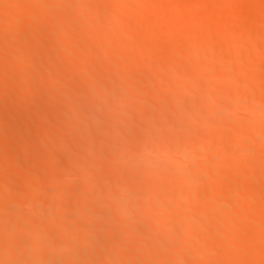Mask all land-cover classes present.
Masks as SVG:
<instances>
[{
  "label": "bare ground",
  "instance_id": "bare-ground-1",
  "mask_svg": "<svg viewBox=\"0 0 264 264\" xmlns=\"http://www.w3.org/2000/svg\"><path fill=\"white\" fill-rule=\"evenodd\" d=\"M89 1L90 0L86 1L88 3L87 5L84 3H80V2H82V0H80V2L78 0H73V1H69V2L67 1L68 3L66 5L64 0H63V2H62V0H0V14L5 16V18H4L5 23L3 21V23L1 24L3 28H1L2 30H0V55H2V58L0 56V86L3 85V84H1V82L5 83L4 81L13 80V79H15V77L18 78L21 70H23V65L24 66L26 65V63L23 64V62H25L26 59L27 60L30 59L34 52L36 53L37 51L38 52L43 51L46 49L45 46H48L47 42L45 43V41L43 40V37H42V39L40 38L41 36L38 37V33H39L38 30L41 28V26H43L45 23L46 24L49 23V22H46L47 21V10L50 12V9L53 10L54 7H56V6L59 7L60 6L59 4L62 5V3H63V5L65 4L64 6L69 7V8L67 7L68 11L66 12V10L61 6L63 8V10H65V11L61 12V13L59 12L61 15H59V13H57V17H55L54 19H52L50 17L51 14L50 15L48 14V17H50L52 19V20L50 19L49 21L55 20V21H58L57 24H60V26L57 25L56 28H58V30L60 29L58 34L60 35L62 41L61 42L59 41L60 44H58V45H60L61 55H58L59 50H57V48H56L58 45L56 47L49 46V47H53L57 50V53H58L57 55L59 57L53 55L54 54L53 48H48V49L52 50V53H53L52 55L55 58H52V56H51V60H49V56H48L47 60H49V62L46 61L47 62L46 66L43 64L44 62L42 64L39 63L37 65L42 66V68L39 69V68H37V65H35L34 68L36 67L37 69L36 68L34 69L33 67L30 68L31 71L33 70L32 73H30L29 68H28V70H26L25 69L26 66H25L24 70L22 71V73H24L25 75L21 73L22 74L21 76H23V77L19 76V79H21V81L19 83L20 90L16 89L14 87V85L12 86V88L14 87L18 91V93H16V90H14L12 92L13 89L11 88L10 92H12V93L9 94V91H8V95H10V96L8 97V95H7V97H6V93H5V98L0 99V107H1V109H0V111H1V113H0V147L2 148V151L0 152V207L2 208V207H6L9 205V203H10L9 200L11 199L10 197L12 196L10 189H12V187H14L13 185H15L16 183H18V182L20 183V179L19 180L17 179L18 182H16L17 181L16 178H18L16 176L22 175L20 172L23 173V171H25L26 169H27L26 170L27 172L30 171V174H29V172L26 175H25V173H23L25 176H27L28 174L29 175L25 179L23 178L24 182L21 181L23 184L25 183L24 186H27L26 191H24V193L26 194V198L25 197L23 198V196L21 197V193L17 194V196L20 195V196H18V198H21L23 200L25 199L24 200V202H25L27 200V197L37 198L39 196V198H40V195H42V193L44 191L45 192L48 191V192H50L49 194H51V195H49L51 197L45 196L46 198L44 200L41 198L42 201L41 200H40V202H37L38 200L36 201V204H35L36 206L39 203L37 206L38 208L37 207L35 208V205H33V204H32V206L29 205V204H31L30 203L31 200L30 201L27 200L28 204H27V202L21 203V201H22L21 200L20 203L22 205L21 204L20 205L22 206L21 207L22 209L21 208H18V209L22 210V211L18 210L16 212L17 216L16 215L12 216V214L10 216V214H9L10 218H6L3 221H2V219L4 217H8V216L4 215V217L1 218L0 221L2 223H0V264H52V262H54V261H57V263L61 262V264H122L121 262H123V264H166L165 260H164V255H163L164 252H162V253L158 252L156 247H155V245H157L158 242L160 244L163 241L168 242V244H167L168 246L166 247V250H165V253H166L165 255L167 256V254L176 253V256H178L176 258L177 260H176L175 264H264V226H263L264 225V197H260V195L264 194L263 193L264 192V131H263L264 129L262 128L264 126V109H263L264 97L262 95L264 92V56H263L264 51H260L261 49L259 48V45H258L260 43V41H258V39L259 38L264 39V0H208L210 5H213L214 11H211V12L206 11L208 14L203 16V17L201 16L202 18L198 21H194L193 17L196 18L197 16H193V15L195 12H199L202 9H203L202 10L203 12L205 11L204 9H206V8L204 6L208 5L206 0H178V2L180 1L179 6H177V7L174 6V8H175L174 12L176 14L175 16L178 15V17L181 18L179 15H181V14L183 15V21H184L183 26L185 27V25H188L187 28L189 29L188 38H185L187 33H186V35L184 34L185 37L184 36L183 37L185 39H188V41L190 43L191 42L192 43L188 44V47L190 46L189 48L186 47L187 49H189L188 51L186 49V52H185V53H187V56L184 53L185 50L180 51V49L181 50L183 49V47H182V46H184L183 43H182V45H181V43L178 44L179 46L181 45L180 49H179L178 45L175 46L173 44V49H175L173 51L176 52V50H177L178 52L179 51L183 52V54L186 57L181 56L183 54L180 55L179 53H177V56H174L175 60H173L172 58H173V55L175 54V52H172L173 54L168 55V56L171 58V60L173 62L167 61L168 62L167 65L163 63V66H165V68L167 66H171L172 63H173V65H172L173 67H174V65H176L177 70H182V76L185 77L184 81L186 82V84H188V81H186L187 77H188V79H190L189 76L190 77L193 76L194 78L192 77V80L194 79L195 81L196 80L199 82L200 81L202 82L203 80L206 81L207 78H204L205 76L202 75L201 72H200L201 76H203V77H201L200 75H196L199 73L198 71H197L198 73H196L194 75V72H196V71H193V72L189 71V69L191 70V68H189V67L185 68L182 66L187 63V65L191 67L192 64L195 65V64L201 63L200 61H202L203 55L205 56L206 54L213 53V50H215L214 49L215 44L217 45L221 40H224L225 43L226 42L228 43V49H227V51H224L225 52L224 55L222 54L223 57L220 56V58H218L219 56H216L218 59H216L214 57V59L212 60V62H214V64H215V65L214 64H212V65H214L215 68L221 67L220 69L221 70L223 69V73L220 72V74H219L220 77H216L217 79L216 78H214V80L211 79L213 82L211 80H209L211 82V84H210V87L208 88V90L210 88L211 89L209 91L207 90L206 93H208V94H205V97L202 98V99H204V98L205 99L203 101L199 100V102L194 101L196 103V106L193 103L195 108L197 110H199V112L202 111L201 113L209 112V114H210L211 113L210 110L211 109L213 110V107H214V109L216 108L215 110H217V111H215L216 114H215V112L211 113V114L214 113V115H213L214 118H216L215 116H217V117L219 116V118L217 120L214 118H211L212 115L210 116L209 114L204 113L205 115H207L205 120L206 121L208 120V123L206 125V127L208 129L205 128L206 129V131H205L204 128L202 130L201 129L202 127L199 128L197 126V129H199V131L201 129V131L203 133H201V131L199 132V131H197V129H195L196 127H194V126H196L195 125L196 122H193L192 121L193 119L191 120V119H189L190 117L187 116V121L189 120V122L187 123V122H184L185 121L184 119H186V118L183 119V117H182L183 114H185V115L187 114L188 107H186L187 106L186 102L189 99L187 97V93L185 94L186 95V97H185L184 91L189 92L188 90H191V87L189 88V85L187 86L186 84H184V86H183V84L180 82V80H181V78H184V77L180 76V78H179L177 71H176L177 74L176 73L175 74L178 77L176 76V78H178L180 80H176V78H174L175 76H173L174 80H172L173 78H170V80L175 82V84H178V81H179V83L182 85L181 86L178 84L177 88H179V90L183 88V92L180 90L181 92L177 91L176 94L183 93V96H182V94L180 96L177 95L179 97H177V96L175 97V95H172L175 98L171 99L169 97L168 103H166L167 101L165 102L166 107L163 108V105H165V103L161 104V105L159 104V106L162 107V109H165V108H167V104H168V107H169L168 110H170L171 112L178 111L181 113L186 111L184 108H187L186 113H183L180 115L181 121L183 119L182 124H184V130L187 132H185V131L181 132L182 130H180V129L183 128L182 124L179 125V126L182 125L181 128L178 127L177 125L174 126V124H176L175 121L173 123H170V126L172 125L171 128H173V126H174V128L176 126L178 128L176 130L174 129V131L171 132V128L168 130V128H169L168 120H170V119L167 120V119L160 118L158 120L159 123L161 124L164 122V124H161V125H165L166 129H167V130H165L166 131L165 135L167 133H169V134L171 133L170 134L171 140L170 141L167 140V142L165 140L170 137L168 134L167 135L169 137H166V138H163V137H165V136H163V133L158 134V133H161L160 131L165 126L159 127L161 130L156 132L154 130L153 126H158L159 123L156 125H153L151 122V121H153V122L155 121L154 122V124H155L157 122L156 120L158 119L156 115H153V113L155 112L154 108L151 107L153 109L152 111L150 109V104L152 105L153 103L150 102V104H149V101H147V99L145 100V97L143 100L142 95H141L142 98L140 97L142 99V100L140 99L141 102L139 101V97H136V95L140 96V95L136 94V92L139 93L141 91L140 86L142 85V83H144V81L141 79V77L143 76L142 73L144 71H147L144 68V66H146V63L141 62V59H139V58H141V56H143V55H141L142 53H149L150 58L151 57L154 58V56H155V53L152 55L150 54L149 48H148V47H150V45H152V43H151L152 38H150L151 40L146 39V36H147V34L150 33V29H151L150 21H148L146 17L144 19L143 16H141V15H144V14H142L143 11L141 8H136V6L139 7L140 2L139 3L137 1L134 2V0H110V1L108 0L109 2L113 3L114 8L112 7V5H110V4L109 5L112 7V9L116 15L117 14H124V16H125L126 13H122L123 12V6L128 7L127 3H129V2L133 1L132 3L137 2L139 4V5H136L137 4L136 3L135 4L136 6H133V4H132L131 6H133V7L131 10L128 7L129 11H131V12L133 11V9H134V11H138V14L134 13L135 20H134V17H132L133 13H131V12H129V13L131 14L132 18L131 17H128V18H129V20L132 19L133 20L132 22H135V21H136L135 23L140 22V25L142 22L144 25V28L145 27L147 28L148 26L150 27V29L147 28V29H149V32L146 33L145 37L143 36L145 39H143V37H141L143 39V41H142V39H141V41L144 43H142V44L139 43L140 40H139L138 35H137L141 31V29H140L141 27H140L139 23H138V25H139L140 31H138V33L135 34V36L137 35L138 41L137 40L133 41L134 39H130L131 37H133V35L135 33V30H132L130 27V26H133L132 22H130L128 20L126 22V24H127V26H126L124 24L123 18L118 16V18H121L123 20L122 21L121 19H118V20H120V22L122 21V24H123V25H121L122 28H119L118 27L119 23L116 22L117 16L115 18V16L113 15L114 13H111L112 15L107 14V15L111 16V17L106 16L107 19H105V17L103 16V19H105L107 25L110 27L105 25V28H107V29H105L103 31L99 30L100 32L98 33L97 36H91L92 32L90 31L91 35H88V34H90V32H88V33L86 32L85 35L83 34V36L80 39L77 38V39H79V41L77 42V44H78L77 46H79L81 44L84 46V48L87 47L86 48L87 51L83 52V50H82L83 54H81L82 52L79 51L80 52L79 54H81V58H82V60L79 59V60H81L80 62H82V61L87 62V61L94 60L95 62L97 61L96 63L98 64V67L100 66V68H102L104 66V61L106 60V57L107 56L109 57V56L114 54L113 48L116 47L117 45H118L117 49L120 48L119 50L123 49V51H124V49H126L128 47L131 48L132 45L137 46V48H139V51L141 52V54H140L141 56L139 55V58H137L135 56H133L135 58H132V55H131V56L127 57V59L125 58L126 62L123 60L124 59V57H123V59L121 60V62L123 61L122 64L121 63L115 64L118 61V59H121L120 58L121 57L120 55L122 54L121 51L118 53L120 56L118 59L116 58V57H118V54H116L117 56L114 55V57L117 59V61H116V59L113 60V61H116L113 64L116 65V67H118V68L115 67L116 68L115 71L112 68V66H113L111 64L112 61H108V58H107L106 61L111 62L110 64H111V68H112V70H109L108 72L109 73H111L112 71H114V72L112 73V75L110 74L111 76L107 75V74L106 75L111 77L112 79L111 78L110 79L115 81L116 83H114L112 81L111 85H110L109 79H107V77H105V80L106 81L108 80V82H109V84L106 83V85H105L107 88L106 93H104L105 92L104 89H106V88L103 85L101 86V84H104L105 82H100V80L95 82L96 84L98 82H100L101 83L100 87H104V88L100 89L101 91H99V93L102 92V93L106 94V95H103L104 99L107 98V97L105 98V96H107V94H111L113 90L115 91V86H117V85L121 86V84L124 83L123 80H126L127 82H130V83L128 84L125 81L126 82V83H124L125 85L123 84V86H121V88H123V90H120L119 92L122 94V96L121 95L118 96V94H116L113 91L115 93V94L114 93L113 94H114V96H116V99L118 98L117 101L119 102V100L121 99L120 101L127 105V104H129L130 99L135 98V97H136L135 99L138 98V100L136 101L137 102L136 105H138V103H139L138 109L135 108L136 111H132V112H134L132 114H130L131 113L130 110L127 111V109H125V107L128 108V105L127 106L125 105V107L121 110V108L123 106L121 107V104L117 103L116 101H115L116 102V104H115V102H114V105L117 108V110L118 111L121 110V111H120V113L117 112L118 115L115 114L116 113L115 111H113V110L111 111L112 116L111 115L109 116V120H110V118H112L111 120H114V117L116 116V122L110 120L112 123L115 122V123H113L115 126L113 129L118 128V129H122L119 131H123V129L125 130V127L127 129V127L129 126V128H128L129 132L127 131V135H128V133H130V130H131V134H129L128 136L133 135L134 134L133 129H132L133 127L132 128L130 127V126H132V123L135 120H138L140 118L142 119L144 114H146V113L148 114V112H150V111L152 113L154 111L152 113V117L156 116V119L153 117V120H151L152 117L151 118L148 117L149 119H147V121L151 120L150 121L151 125H150V122L149 123L146 122V123L148 126L150 125L154 130L153 132H156L158 135H154V134H152V132L149 133L151 131V129H149V132H148L149 134L146 133V135H143L144 134V132H143L142 135H140V136L137 135V137L142 136V138H141L142 141L139 142V140H140V138H139L135 148L136 149L138 148L137 149L138 151L137 150L136 151L139 153L143 150L142 152L144 154L149 152L148 154H151V155L153 154L156 157L146 156L145 159L147 157L148 158L146 160H144L143 159L144 154H142V152H141V154H138V153L137 154H134V153L130 154L131 156L134 154L136 157H138V158H136V159H138L137 161H136V159H132V157H134V156H132V157L128 156L129 154L127 155L128 158L126 160L127 156L125 155V152L130 153V151L128 152V149H127L130 146H127V144L129 145L128 139L131 138V136L129 138H126L127 135H125V133L122 132L123 133L122 135H125V136H124V138H123V136H121V138H123L124 140L126 138L127 142L125 141L126 142L125 143L122 139L120 140V136L115 132V130L111 129L112 126L110 127V130H111V132H114L116 134L115 136L113 134H111L110 132H108L109 131L108 126H107L108 124H105L106 127L104 126V124H100V126H102V128L104 126L105 131H106L105 132V131H102V130H104V128L102 129L101 127L98 126L99 123H97V122H99V119H96L94 121L93 116H96L98 118H101V117L103 118L102 115H101V117H99L100 116L99 113L103 114L104 111H102V109H101V112H100V108H102V107H99V106H102V105H99L98 101H97L98 104H96L97 105L96 107H97V109L98 108L99 109L98 110L94 109L95 110L94 113L91 114V112H90V114H91L92 119H93L92 121H94V122L97 121L95 123L97 129H95V130L98 131V128H99L100 132L98 131L96 133L97 134L99 133L98 135H101L103 133V136H105V137L103 138L102 136L94 135V129L93 128L95 127V125L92 124L94 126L91 127L90 123H88L89 125L85 126V124H86V123L84 124L85 121L83 123H81V126H82V129H85L82 124H84L85 127H88L87 129H85L88 132V133L86 132V135H90L89 138L87 136L88 141H86V139H84V138H86V135L84 136V134H82V133H76L77 134L76 135V134H74V132H77V131H74V132L72 131V133L77 137V138L75 137L76 141L79 139V137H81L80 134H82L83 141L86 142V145H87V148H86L87 150L81 144L80 139H79V141L76 142V143L79 142L77 144V146H75V144H76V143H74L75 140H72V142H73L72 145L70 144L69 141H71V140L68 139V135L71 136L72 133H71L69 127H71V129L74 130L75 128H73L72 126L75 127V124L65 127V125L61 121L62 120L61 116L62 115L64 116V114H62L61 116L56 114L59 117H57L54 114L57 117V118H53V120L54 119L56 120V121L54 120L55 125H53L52 119H51V121H50V119L44 120L45 117L44 118L42 117V119H41V117H39L40 115L38 116L37 114H35V115H37V118H40L41 120L34 118V117H32L30 120L28 118L29 117L28 112H29V114H30V111H32L33 114L38 112V111L34 112L35 110L33 109L32 104L30 102L32 100H29V98H31V99H32V97L35 98L33 95L36 94L37 91H40L39 94L42 92V90H40L41 87L37 88L36 87L37 85L35 87H32L33 85L36 84L35 82H34L35 84H33V81H32V79L34 78L33 77L34 75L40 76L41 77V78L39 77L40 80H42V77H43L44 81H45V79H48V82L50 81L49 79H52V81L54 78L58 79L61 76L60 74L64 75V76L62 75L63 79H64V77L66 79L68 78V76L70 77L69 74H71L70 72H72L73 69H72V67H71V70H70V68L69 69H67V68L70 64H72L73 59L76 55L75 53H72L73 52L72 47L75 46L76 44L70 43V40L75 39V37L73 36V34L70 35V33H69L68 36H72V37H71V39H70V37L68 38V36H67L68 30H69V32H73L71 30V28H73L74 26H76V28L78 27L77 25H80V26L84 25V26L89 27L88 25L94 24L96 16H98L97 9L103 3H105L107 0H93V2H91V3H89ZM149 1H152V0H149ZM153 1H155V0H153ZM169 1L170 0H157L156 6L157 7H158V5L160 6L157 10V17L155 16L156 15L154 13L155 11L152 12L154 15L152 13H150L153 16H155L154 18H156L155 21L157 22V24L159 26L161 25L160 26L162 28L161 31H163V29L165 30V28H166V27L165 28L162 27L164 22H166V21L168 22L170 20L169 19L170 16H169V18L167 17L168 20H165V15L167 13L166 12L167 10L165 8V4H167V3L169 4ZM71 2H72V4H71ZM107 2H106V4H107ZM123 2H126V4ZM142 2H143V0H142ZM184 3L186 5H184ZM22 4L26 5L25 6L26 8H24L25 9L24 11L21 10L22 12L20 11V13H18L17 11L15 12L16 9L13 8L14 10H12V7H10V6H16V5H22ZM142 4H144V3H142ZM146 5H145V7H146ZM174 5H175V3H174ZM140 6L142 7L143 5H140ZM152 6H153V4L151 5V7ZM166 6H168V5H166ZM202 6H203V8H202ZM104 7H101V8H104ZM145 7H143V8H145ZM147 7H149L147 12L150 10L151 11L155 10V8H154L155 5L152 7V8H154L153 10L150 9L151 8L150 6H147ZM147 7L145 9H147ZM157 7H156V9H157ZM170 7H171L170 10H173L172 4ZM170 7L168 6V8H170ZM249 7H257V8H255V11H254V12H256V11L258 12L257 16L255 18L252 15V12L254 9L252 8L253 10H251L252 11L251 12L250 10L247 9ZM62 8H61V10H62ZM246 9H247V11H250V13H251L250 16H252V18H254V19L250 18L251 20L247 19L243 23L239 24L238 22H240L242 20H240L238 17ZM125 11H127V10L125 9ZM226 11H230V14L232 12V15L228 14V12H227V14L225 16L224 15L223 16L224 17L232 16V18L231 19H227V18L223 19V17H222L223 20H219L218 19V18H220L219 14L226 13ZM86 13H88V15H86ZM127 13H128V11H127ZM171 14H172V12H171ZM126 15L128 16V14H126ZM213 15H214V17L212 18ZM245 15H246V13L243 14V16H244L243 20H244V18L246 19L247 17H250L248 15H246L247 17H245ZM255 15H256V13H255ZM113 16H114V19L112 18ZM175 16L173 18H175ZM52 17H54V15ZM149 17L150 16H148V19H149ZM128 18H126V19H128ZM237 18L240 21L236 22ZM240 18L242 19V17H240ZM151 19L152 18H150V20ZM55 21H54V24H55ZM170 22H171V20H170ZM173 22H171V24ZM179 22H181V21H179ZM157 24H155V26ZM171 24L168 25V27L173 26ZM173 24H176V22H174ZM177 24H178V22H177ZM182 24L181 23L178 24L176 30L182 28V27H179ZM124 25L126 27L129 26L128 28H130V29H128V30L132 31L130 33V36H131V34H132V36L127 39L128 35L127 36L124 35L125 41H124V43H122L123 38L120 37L118 32L124 29V27H123ZM135 25H134V29H137V28H135V27H137ZM237 25H238V27H237ZM152 26H154V24ZM59 27H61V28H59ZM160 27L159 28L155 27L156 30L159 29V30H157V32H154L155 29L152 28V29H154V30H152L153 34L158 33V31H160ZM173 27H171V30ZM146 28L144 30H146ZM166 29H168V28H166ZM25 30L27 31V36H26L27 41H23L22 43H20V42L17 43L18 44L17 47L13 49L14 51H12V49H10L9 46H7V45L10 42L14 41L18 37L19 33H21L22 31H25ZM169 30H170V28H169ZM185 30H187V29L185 28ZM88 31H89V29H88ZM53 32L57 33L55 31V29L52 31V34H54ZM122 32L125 33V29ZM126 32L129 33V31H127V30H126ZM123 33L121 34V36H123ZM141 33L143 35L145 32L144 33L141 32ZM169 33H165V34H168L167 37L165 36V38L167 40L174 34V33L173 34L170 33L171 34L170 35ZM165 34L163 31L162 35H160L159 37H162V39L165 40V38H163V35H165ZM78 35H80V34H78ZM151 35H152V33L149 34V37H151ZM53 36H55V35H53ZM75 36H76V34H75ZM117 36L119 39L122 38V39H120V42L118 41ZM135 36L133 38H135ZM154 36L156 39L155 38H153V39H155V41H156L158 39V37H157L158 35L157 36L154 35ZM168 36H170V37L168 38ZM149 37L147 36V38H149ZM175 37H176V35H175ZM56 38H58V37H56ZM190 39H191V41H190ZM170 40L167 41L169 47L172 46L169 44L171 42ZM175 40L177 41L178 38H175V39L172 38V41L175 42ZM163 41L160 42V44L161 43L163 44ZM188 41L186 40V42H188ZM252 41H254V42L258 41L257 44L255 43L256 45L253 44V45H255V47H253L251 44H249V43H254ZM56 42L59 43L57 40H56ZM91 42L94 44L95 47H97V48L100 47L101 51H99L98 49L97 50L95 49L97 51V53H96L94 51V49H92L93 53H91V49H90L91 46L90 47L85 46ZM135 42H136V45L133 44ZM179 42H181V40ZM185 44H187V43H185ZM165 45H167V44H165ZM246 45H247V47H246ZM250 45L252 46V49L249 47ZM158 46H159V44H158ZM154 47H156L157 49H155ZM154 47H152V49L153 48L155 50L160 49V48L158 49L157 45L156 46L154 45ZM163 47H164V49L168 48L164 45H163ZM243 47L250 48L251 51L253 50V48H258L259 51L262 53H258L259 52L258 49H254L253 51L256 53L252 56V55H250V52H251L250 49H248V51H249L248 52ZM43 48H45V49H43ZM132 48H131V50L129 48L128 49L133 53ZM171 48L169 50H171ZM226 48H227V45H226ZM88 49H90V51H88ZM244 49H245V52H243ZM110 50L112 51L113 54L110 53L111 52ZM169 50H168V52H170ZM130 51L128 53H130ZM137 52H138V50H137ZM125 53H126V55L128 54L127 52H125ZM257 53H258V55H257ZM138 54H139V52H138ZM157 54H159V53L157 52ZM251 54H253V52ZM50 55H51V53H50ZM133 55H136V54L133 53ZM146 55H147L146 57L149 60L150 59L149 55L148 54H146ZM162 55L163 54H160L159 56L161 57ZM4 56H6V57H4ZM165 56L168 59L167 55L164 54V58H165ZM112 57L113 56L109 57V60H112ZM176 57H179L180 59H181V57H183V60L180 61V59H178ZM75 58L78 59L79 57L77 56ZM162 58H163V56L161 57V59ZM144 59L145 58L143 56L142 61ZM155 59H159L158 55H157V58H155ZM155 59H153V60H155ZM184 59L187 61H185ZM150 60H152V58ZM248 60H251L250 64H251L252 69L250 68V70L248 68L250 66L247 67V64H248L247 62H250ZM149 61L147 62V64L148 63L151 64V63L155 62L158 66H156V64H155V66L157 68H154L155 67V66H153L154 64H151L150 66H153L154 69L150 68V67H148V68H150V70H152L154 74L155 73L160 74V72L158 73L157 70H158V68H164L161 66L162 62H159V60L158 61L155 60L153 62L152 61L149 62ZM174 61H177V63L174 64ZM183 61H185L184 64H178V63H181ZM133 63L136 64L137 69H136L135 65H134L135 69L132 67L131 64H133ZM144 63H145V65H144ZM102 64H103V66H102ZM118 64H119V66H117ZM202 64H205V63H202ZM216 65L218 67H216ZM43 66H45V68H43ZM129 66H131L132 69ZM128 67L134 71H128ZM179 67H182L185 69H181V68L179 69ZM211 67L214 68L213 66H211ZM187 68H189V69L186 70ZM246 68H247L248 72L250 71V76H248L247 79L246 78L243 79L244 76L247 77V75L244 73L246 71ZM66 69H67V71L69 70V74H66L67 73ZM155 69H157V70L155 71ZM140 70H141V72L143 70V72L142 73L139 72ZM184 70H186V73L189 76L185 73ZM65 71H66V73L64 74ZM152 71H150V72H152ZM183 71H184L185 75H184ZM260 71H262L263 73H261ZM61 72H63V73H61ZM190 72H192V75H190L191 74ZM26 73H29V75H27ZM72 73L74 74V75L71 74L72 76L70 78L72 80L70 78H68L67 80L69 82L71 80L70 84L73 85L75 82L72 83V81L74 80L72 77L74 76V78H75V72H72ZM139 73H141L140 77H138ZM242 73H244L245 75L244 74H243L244 76L241 75ZM32 74H33V76H32ZM172 74L175 75L174 73H172ZM179 74L181 75V73H179ZM30 75L32 76L31 80H30ZM58 75H60V76H58ZM56 76H58V77H56ZM161 76H162V78H160ZM242 76H243V78H242ZM158 77L162 81L165 82L166 85H163V86L169 87V85H171L172 87L173 86L175 87V85H172V84H174L172 81H171L172 84L170 82L168 83V81H170L168 79L170 77V75L166 76L168 81L166 80L165 76H163L162 74H160L159 76L157 75V78H156L157 80H159ZM171 77H172V75H171ZM78 78L80 79L81 76H79ZM83 78L84 77L81 78L82 80L80 79V82L81 81L84 82ZM102 78L104 79V76ZM135 78H138V82ZM139 78L143 82L141 80H139ZM163 78H165V80ZM103 79H102V81H104ZM156 79L154 80V83H156ZM33 80H35V79H33ZM77 80H74V81L77 82ZM86 80H88V79H86ZM86 80H85V82H86ZM31 81H32V85H31ZM42 81H41V83H42ZM181 81H183V80H181ZM209 81H207V82L209 83ZM18 82L19 81L16 82L17 88L19 86ZM46 82L45 83L43 82V83L46 85ZM131 82L132 83L135 82V84L139 83L138 87H140L139 88L140 90L138 89V87H136L137 85H135V84L131 85ZM242 82H244L245 84H243ZM43 83L41 84V86L44 85ZM53 83H55V82H53ZM53 83L51 82L50 84H53ZM112 83L115 84L114 87H113ZM160 83L159 84L157 83L156 85H160ZM16 84H15V86H16ZM37 84H38V81H37ZM39 84H40V82H39ZM50 84H48V85L51 87ZM96 84L93 85L94 88H90V87H93L92 85H90L89 89L90 90L91 89L92 90H95V89L99 90V88H95ZM107 84L109 85L108 87L111 88L110 93H109ZM242 84H243V86H242ZM57 85H58V83H57ZM66 85H69V84L67 83ZM133 85L135 88L133 87ZM144 85L145 84H143V87H144ZM156 85H155V87H156ZM161 85H162V83H161ZM252 85H255L254 87L257 88V90H258L257 95H255L254 93H253L254 94L253 95L249 92L250 89L253 88V87H251ZM44 86L42 87V89L44 88ZM46 86H45L46 92L44 91V93H47ZM55 86L56 85H53L51 87V90ZM61 86H63V85H61ZM97 86H99V83ZM131 86H132V88H130ZM178 86H180V87H178ZM66 87H69V86H66ZM127 87H129L130 89L134 88V90L136 89L135 95H133L134 97L132 96V94H134V91L131 92V90H130V93L126 94V92L129 91V89H127ZM162 87L158 86V88H162ZM242 87H246V88L248 87L250 89L247 92L246 88H245V90H243ZM36 88L38 90H36ZM63 88H60V87L55 88V91L52 92L55 94V97L50 93L51 90L49 89L50 92H49V90H48V92L50 93V95L52 97L51 98L50 95L48 96L50 98V100L55 99L56 96L58 98L60 94H61L62 98H65V96H66L65 93L67 94V96L69 95V97H67V98H69V100H70L71 96H70V90L68 91L69 88L67 89L68 92L66 91V88L64 86H63ZM121 88L118 86V89H121ZM184 88H186L188 90H186ZM124 89H127V90H124ZM137 89L139 90V92ZM87 90L85 91L86 94H87ZM252 90L254 91V88ZM97 91H95V92L93 91V93L89 91L88 93H90V96L94 95L95 98H98V97H96V94H95V93H97ZM121 91L125 94H123ZM124 91H126V92H124ZM79 92H75V93L77 94ZM62 93H64V94H62ZM85 93L83 92V94H85ZM99 93H97L98 96H99ZM102 93L99 97L101 99L103 98V97H101ZM117 93H118V90H117ZM129 94L131 95V97L129 96ZM226 94H231L233 96V103L228 108L231 107L230 109L234 112L233 115L236 113L238 116L234 115L233 117L236 116L235 118L230 117V119H229L225 115V118H226V120H225V119H222L224 117H221V116H224V115H222L221 112L219 115H217L218 110L224 111V109H223L224 107L217 109V106L222 101V97ZM46 95H48V93ZM62 95H64V96H62ZM123 95L129 96V98L127 97L129 101L126 100L127 98L124 101L123 98H125V96H123ZM77 96L79 99V97H82V94H81V96H80V94ZM77 96L75 97L76 99H77ZM87 96H89V94ZM87 96L83 97V99L80 101H78V100L76 101V99L73 100L74 97L71 101L68 100L69 102L75 101L78 104L73 102L69 105V102L66 101L67 105H69V106L66 107L67 109L62 108L63 109L62 112L66 110V112L69 113L70 115H73V113H75V112H76L75 115H77V113L79 115V113H81L82 111L84 112V110H86V109L89 110V108L86 105L88 103L86 101ZM120 96L123 98H119ZM186 98H188V99H186ZM27 99H28L29 105L26 104ZM169 99H171V100L169 101ZM93 100H96V99H93ZM98 100H100V99H98ZM126 101H128V102H126ZM145 101H147V102H145ZM17 102H20L21 104H19ZM85 102H86V104H85ZM15 103H17L16 105H18L20 107V109L22 108L21 112H19L20 109H18V107L17 108L15 107ZM45 103L47 104L49 102H45ZM45 103H44V107L42 106L43 110H42V107L40 109V111H43V112H41L42 115L44 112H49L52 108V105L54 107V110L57 109V107H59L58 109H60V112H61L60 107H62V106L56 105L57 107L55 108L54 101H51V103H49L47 105ZM30 104H31V106H30ZM117 104H119V105H117ZM20 105H22L23 107ZM24 105L28 106V108L26 109V106H24ZM36 105H39V104L34 105L35 109L38 108V106H36ZM155 105H157V103H155ZM192 105L190 107H193ZM85 106H86V108H85ZM14 107L16 109H18L19 111L15 110ZM89 107H91V106L89 105ZM92 107H94V106H92ZM29 108H30V111H27ZM118 108H120V109H118ZM156 108H158V105L156 106ZM25 110L27 111V118H28L29 122H27V120H26L27 118L25 116V112H24ZM87 110H86V112H87ZM103 110H105V109H103ZM190 110H193V109L190 108ZM22 111H23V113H22ZM51 111H53V110H51ZM91 111L93 112V109ZM57 112L60 113L59 111H57ZM135 112H136V114H135ZM193 112H198V111H195V109H194ZM109 113H108V115H109ZM113 113H114V116H113ZM258 113L260 114V116H258ZM129 114L131 115V119H130ZM223 114H224V112H223ZM45 115H46V113H45ZM104 115H105V113H104ZM133 115H136L138 118L134 117ZM148 115H150V114H148ZM148 115H146V116H148ZM139 116H140V118H139ZM208 116H210V117H208ZM89 117H90V115H89ZM252 117H254V118H252ZM133 118L135 119L134 121H133ZM231 118H233V119L231 120ZM248 118H249V120H248ZM88 119L90 121V118H88ZM212 119H214V120H212ZM25 120L28 123V125L29 124L31 125L30 126V128L32 127L31 131H33V129L36 128V126L40 127V129L38 127L36 128V129H38V132L41 129L43 130V131L41 130L42 131L41 133L43 134L41 141H39L40 140L39 137H41V133H39L40 136L37 137V138H39V140H38L39 142L37 141V139H34V138L32 140V137H31L32 135L30 136L28 134L29 136H25V137H23L24 135H18V134H24V133H26V135H27V132L20 133L22 128L19 129L20 130V131H18L19 133L16 131L18 129L16 126L20 127L19 124L24 123ZM162 120H166L167 122H165V121L162 122ZM209 120L216 122L215 125H211L214 122H210L211 123L210 125L215 126V127L217 125L218 128L216 127L217 129H214L213 127L210 126L212 128V129H210V127H208ZM250 120H252V121H250ZM45 121L46 122L48 121L49 123L51 122L50 123L51 125L48 124V122L46 123ZM57 121L59 123L61 122V124L64 125L65 129H63L62 125L61 126L58 125ZM170 121L172 122L173 120H170ZM26 122L23 125H25V124L27 125ZM129 122H130V125H128ZM10 123L13 124L12 128H10L11 127ZM166 123H167V125H166ZM179 123L180 122H178L177 124H179ZM203 125H205V123ZM25 126H23V128L25 130L27 129L30 131V129H28V126L27 127H25ZM260 126H262L261 127L262 130H260ZM60 127H62V128H60ZM77 127H78V125H77ZM58 128H60V130L63 129L62 131L66 130L68 128L69 129L68 132H70V134H68L67 131H64L62 133V131L59 130L60 132L58 131V133L62 134V137H61V134H59L61 141L59 142L60 138H58V142H56V140L55 141L53 140V141H50L51 144L47 143L48 135L51 134L53 131L55 132V130H57ZM107 129H108V131H107ZM76 130H78V128ZM79 130L81 131V127ZM232 130L233 131L238 130V132L236 131L234 133V136L230 137L231 139L233 138V140L228 139L231 141V143L226 142L225 139H227V136L230 134V132ZM12 131L17 132L18 134L17 133L16 134L18 135V137L21 136V138H18V139L17 138L13 139V137H11L12 140L16 139L15 140L16 144L14 145L15 147L13 145L7 143V139L10 137V135L8 138H6V136H8V134L14 135L15 132H12ZM29 131H28V133H30ZM125 132H126V130H125ZM232 132H231V134H232ZM199 133L204 135L202 141L199 139L203 135H201V136L196 135ZM30 134H33V132ZM135 134H137V133H135ZM139 134H141V133H139ZM117 135L119 136V138H117ZM195 135L197 136L198 139L195 137ZM247 136H252V138L254 140L253 139L249 140L251 137H248L249 138L248 139ZM82 137H81V139H82ZM92 137H94V138H92ZM98 137H100V139ZM132 137H136V136L133 135ZM103 139L105 140V143L103 142L104 144L100 145L102 142L101 140H103ZM201 139H202V137H201ZM48 140H49V138H48ZM50 140H52V139H50ZM97 140H99V141H97ZM34 141H36V142H34ZM96 142L100 147L103 146L102 149H103V151L106 152V155H104L105 157H107L108 154L110 155V153H112L110 156L111 158L106 159L107 161L104 159L101 160L98 158V154H99L98 153L96 157L94 156L98 160L93 158V160H96L95 162L93 161V163L91 165H89V164L84 165V163H86V161L84 159H82L83 158L82 156H81L82 158L79 157V153L84 152L85 155L84 154L83 155L87 156L92 151L93 155H96V154H94V152L101 149V148L96 149L97 148L96 147L97 145H95ZM232 142H233V144H232ZM214 143H216L217 145ZM7 144L11 145V146H8ZM48 144H50V145H48ZM73 144H74V146H73ZM218 144L220 146L225 145V147L227 146L226 144H229L226 149L230 148V151L226 150L224 148V146H222L223 151H226V152L228 151L226 153L227 155L226 154L224 155L222 153V148L220 149ZM94 145H95V148L93 150L92 147ZM138 145H139V147H138ZM212 145H213V147L215 146L214 152L217 149V151L215 153H213V150H212L213 148L211 149L212 150L211 152H208V150H210L209 148H211ZM78 146L80 147V150H78L79 148H76V150H75V147H78ZM11 147L13 149L12 151L10 149ZM113 147H115V148L118 147V148H116L118 150H114ZM217 147L219 148V150ZM241 147H243V148L245 147L244 150L241 149ZM1 148H0V150H1ZM206 148H208V150ZM35 149H38V150L35 151ZM70 149H73L72 150L73 153L75 151H79V152L76 153V155H78V156H75L74 155L75 153L73 155L70 153L69 156L66 154L67 155L66 157H68V158H66L67 159L66 162H67V166L69 168L67 167L68 169L65 170L66 167L62 166L63 168H65V169H63L61 166H59L60 163L58 162L59 163L58 164L57 160H59L61 158V156L63 155V153L66 150H70ZM82 149H85V150L82 152L81 151ZM191 149H194V152ZM206 150H207V155L212 156L211 153H213V156H215V157L214 158L211 157L210 160L212 162L214 161L213 164L216 163V165L211 164V166H210L211 161H208L209 163L207 162L209 165L208 164L207 165L202 164L203 167H200L199 164H197V166H195L196 164L193 165L194 160H196L195 157L199 156L197 158V160H199L200 157H204V155H206ZM33 151L40 153V156H42V154H43V156L41 158H40V156L37 157L38 155L34 156L33 154H31ZM103 151L100 150L99 151L100 154H104ZM173 151L178 152L180 154V156H181V158H179L180 161H177L176 163H181V164L173 163V162H171L172 160H170V163H168L169 162L168 161V162H166L167 164L165 162H164V164H162L163 162L158 163L159 161L156 160V158L159 156V154L164 153V152L165 153H168V152L174 153ZM190 151L193 152V154L197 151L195 154H197L198 156L195 155V157H193L194 155L192 153L190 154ZM218 151H220L221 155L222 154L223 155L219 156L220 153ZM229 152H230V154L232 153L233 155H228ZM12 153H13V155H10ZM216 153L218 154L217 158H216V155H214ZM30 154L33 156V158ZM68 154H69V152H68ZM242 154H243V156H242ZM90 155H91V153H90ZM124 155H125V157H124ZM140 155L141 156L143 155L142 158ZM201 155H203V156H201ZM239 155H241V158H246V160H244V159L240 160ZM11 156H14V157H11ZM27 157L30 158V161L32 158V163L34 164L33 165L31 163L32 166H30V168H29L28 164L26 165L28 167H26V168L22 167L23 163L21 162V160L23 158H27ZM129 157H130V159L135 160V162H133L131 160L129 161L128 160ZM139 157H140V159H139ZM151 157H152V161H151ZM189 157L191 159H189ZM11 158H14L13 162H12ZM107 158H109V157H107ZM112 158H113L114 162L112 161ZM124 158H125V161H124ZM192 158H195V159H193V162H192ZM33 159H34V162H33ZM207 159L209 160V158H207ZM216 159H217V161H215ZM62 160H63V157H62ZM82 160H84V163ZM99 160H100V162H105V163H108V160L111 162L109 164H105V165H107V166H105L107 168H103L104 166L99 168L98 165L101 166V164H96L97 162L99 163ZM149 160H150V163L151 162L155 163V161H158L157 162L158 165H156V163L150 164V166L145 165V164H149ZM187 160L192 162L193 164L189 165ZM126 161H128L127 163H130L132 165L129 166L130 164L128 165L126 163ZM20 162H21V164H20ZM116 162L119 163L118 165L124 169H121L120 167H119V169L113 168V167H116V164H114ZM123 162L126 163L128 166L126 165V167H122V166H124ZM112 163L115 166L112 167ZM195 163H197V162H195ZM29 164H30V162H29ZM73 164L75 167L73 166ZM120 164H123V165L121 166ZM143 164L145 166H143ZM159 164H162V165H159ZM95 165L98 168V171H96L97 170L96 169L95 170L96 173L94 174L93 172H91L89 170L92 169L93 167L95 168ZM108 165H110V166H108ZM152 165H156L159 167L153 168L156 166H152ZM228 165H230V167H231V165L234 166V168L236 170L234 168L228 169L227 168ZM86 166H88L89 168ZM22 168H24L25 170L23 169V171H20ZM93 169H92V171H93ZM103 169L106 171L102 173ZM100 170H101V172H99ZM97 172H99V174H97ZM166 174L169 175L168 177H170L171 179L165 178ZM162 175H164V176L162 177ZM19 178H21V177L19 176ZM66 178L67 179L72 178V179L70 180V182L69 181L67 182V180H65ZM73 178L78 180V182H75L76 185L71 182V181H73ZM163 178H164V180H163ZM165 179H167V180H165ZM26 180L28 181L27 183L25 182ZM63 180H65V186L63 185L64 184ZM81 181H83V182H81ZM97 181H99V183L101 182L100 183L101 185L99 187H98V185H96L97 187H95L93 185V184H95V182L97 183ZM59 182H60V186H59ZM61 182L63 183L62 185H61ZM82 183H84V185ZM23 184H21V185H23ZM207 184H209V186H210V184H213V187L211 186V188H209L207 186ZM145 185L147 187L146 190H148L147 193L148 192L150 193V194L148 193L149 195H147V196H149L148 198H150V196H151V200H152L154 205L150 204L151 207L148 206V204L150 203V200H149L147 202L146 206L143 204H142V206H145V208L146 207L152 208V206H153L157 210L154 209L155 215L153 217H151V216L147 217L146 214H145L146 217H144L143 214L145 212H143V214H142L143 216L141 215V217H140V215H138L136 217V213H138V211L136 209L139 207H141V208H144V207L140 206L141 203H140V205H138V202H141V201L135 200L137 198H135V199L129 198V195H127L128 194L127 191H130L132 189H140L141 188L146 192V190L144 189V188H146V187H144ZM80 186H82V187H80ZM20 187H22V186H20ZM25 188L26 187H24V189ZM24 189L22 188V190H24ZM22 190H19V191L21 192ZM48 192H46V193L48 194ZM152 192L155 195H153ZM24 193H22V195ZM147 193H145V195ZM73 194H75V196H76V199L74 200V202L77 201L75 203L76 208H77L76 210H78V209L81 210L80 212H82L84 214V216H82L83 215L82 213H81L82 215H80L79 213L77 215H75L73 212H72V214L71 213H69V214L74 215V218L76 217V219L77 218L81 219L80 221L84 224V225H82V227L85 226L87 229L85 231L84 227H83V229L81 227L82 232L77 231L78 229L75 230L72 227L73 226V224H72L70 227L71 229L69 231H67V233L65 234L64 230L66 232L67 225H69V224H65L66 229L65 228L63 230H62V228L59 229L60 233H61V231H63L62 233H64L65 236L64 235H62V236L65 238L60 239V237H59L60 235L58 236V233H56V236H58L59 239H58V237H55L56 238L55 240H51L52 238L54 239V235L53 236L50 235L51 236L50 237L48 234H49V231H52V227H55L54 225H56V223L63 221L62 219L64 217L68 218V216H66L67 212L65 210L67 209V207L69 205L66 207V202L69 203L67 201V199L70 198L71 195H73ZM222 194H223L224 198L221 196ZM152 195H153V197L155 196L154 201H153ZM42 197H43V195H42ZM47 197H49V198H47ZM169 197L170 198L175 197L176 202L173 204H168L170 206H166L167 205L166 199ZM219 197H222V199L225 202H227V204L228 203L232 204V206L234 204L231 211H229V209H227V210H223L220 212L221 209H219V212H216L215 207H218V205H220V204L222 206L225 203V202H223V200L221 198L220 199L223 203L219 199L216 200V198H219ZM93 199L98 201V202L93 201L94 204H96V203L98 204L99 202H101L102 204L99 203L98 207L96 208L94 206V204L92 202H90ZM98 199H100V200H98ZM130 199H133V200H130ZM215 200H216V202H215ZM174 201H175V199H174ZM218 201H220V202H218ZM164 202H165V205H164ZM142 203H145V202L143 201ZM215 203H218V205H216ZM24 204H27L26 206L28 207V209L31 206L32 208L34 207L36 211L40 210L41 208L46 210L47 212L46 211L45 212L48 214H46L44 212V210H42V212L40 210V212L43 214V216H44V214L48 215L46 217L47 220L40 221V219L37 220L38 217L36 218V217L32 216L33 214L32 215L27 214V213L23 214V213H25L23 211L25 209V207H23ZM97 204H96V206H97ZM100 204L102 206L99 207ZM71 205L72 204H70V206ZM103 205L104 206L114 205L115 209H117V210L113 209V212H117L116 214L112 213V209L110 210L111 214H109V215L107 214L108 220L106 219L107 220L106 223H108L109 225L106 224V228L110 226L109 228L111 229L113 227H116L118 223H123V222L125 224L128 222L134 223V224H132V227H131V224H130V226H129V224H127L129 226L128 227L129 230L126 228L127 227L126 226L125 227L126 230H123L124 228H122L121 230H123V231L122 232L119 231V233H118L119 235H117V238H118V236L119 237L122 236V237L118 240L113 235L107 236V235L101 234L103 232H101L100 230H97V226H96V228H93V227H95L96 223L99 222L98 220L100 219V217L103 216V214H104V213H102L103 209L105 212V208ZM137 206H139V207H137ZM27 207H26V209H27ZM72 207H73V205H72ZM118 207H119V209H118ZM200 208H203V209L205 208L206 211L208 209L209 213H212V215L213 214L214 215L207 217V215H208V213H207L206 217L201 216V215H199V213H197L198 212L197 210H199ZM211 208H214L215 213L211 210ZM218 208H220V206ZM68 209H69V207H68ZM68 209H67V211H68ZM71 210L72 209H70V211ZM119 210L121 211L120 213H119ZM189 211H190V214H189ZM191 211L192 212L195 211L196 214H195V212L191 213ZM217 211H218V209H217ZM21 212H23L22 214L24 216L31 215L33 218H28L30 216H27L26 219H24L23 216L21 217ZM109 212H107V213H109ZM186 213L189 214V218L187 221H185L186 223L184 224V229H183L184 231L182 234V236H183L182 239H183V241L186 240L185 241L186 243L188 241L191 243L190 245L187 244V246L192 247V249L196 248L193 251H192V249H190V251L188 249L184 250V247L183 248L180 247V249H178L174 246V245H176L175 243H173L174 245L172 244V242H171L172 236H171V232H170L172 226L167 223V218H169V217L171 218V216H173V217L174 216L178 217V216H182V215L184 216ZM37 215H39V214H37ZM209 215H211V214H209ZM35 216H36V214H35ZM186 216H187V214H186ZM143 217L146 219H144ZM149 217H150V219H149ZM72 218L73 217H71L70 219L76 220V219H74V218L72 219ZM250 219H252V221L256 220L258 223L257 224L255 223L256 226L253 228L249 227V231L245 230L246 232L245 231L243 232L242 226L239 227V225L242 224L244 226L245 223H243V222L247 223ZM132 220L133 221L136 220V221L132 222ZM77 221H79V220H77ZM80 221H79V224H81ZM33 223H35V224L37 223V224L33 225ZM259 223H262L263 225L260 226ZM79 224H77V225H79ZM237 225L239 227V228L237 227L238 228L237 231H239L241 228V230H240L241 232L240 233L237 232V234H235L233 231H231V228L233 227L232 229H235L234 227H236ZM76 227H80V226H76ZM130 227L132 229H130ZM250 228H252V229H250ZM79 230H80V228H79ZM99 231H100V233H99ZM217 231H218V234H217ZM232 232H233V234H232L233 236L232 235L229 236V234H231ZM219 233H222V234L219 235ZM120 234H121V236H120ZM216 234L218 236H221V235L225 236L226 235L225 237H227V238H225L223 236V237H219L217 240H215ZM227 235L230 237L229 239H228ZM48 236L51 239H49ZM212 236H214V238H212ZM218 236H216V238ZM107 237H108V239H110L112 245L109 248H107L105 252H102L103 254L100 252V255H98L99 252H94L95 250L93 248H92V250H94V251H90L87 248L89 243H90L89 246H91V245H93L91 243H94V245H95V244H97V242L99 243L103 239H104L103 241H108V239L105 240V238H107ZM109 237H114L116 239V241L114 238H109ZM135 239H136V243L134 244ZM210 240H212V241H210ZM172 241H173V239H172ZM211 242H213V243H211ZM19 244H21V245H19ZM85 245H87V246L85 247ZM205 245H206V247H205ZM193 246H196V247L193 248ZM43 248H45L44 251L42 250ZM89 248H91V247H89ZM153 248H155V249L153 250ZM256 250H258V251H256ZM101 251H102V249H101ZM187 251H189V252H187ZM253 251H256V253H254ZM129 252H132V254L131 253L128 254ZM95 253H97V254H95ZM125 253H126V255H125ZM81 256H83L85 259H83V257L81 258ZM77 259H81V260L83 259L84 261L80 262V261H77Z\"/></svg>",
  "mask_w": 264,
  "mask_h": 264
},
{
  "label": "rangeland",
  "instance_id": "rangeland-1",
  "mask_svg": "<svg viewBox=\"0 0 264 264\" xmlns=\"http://www.w3.org/2000/svg\"><path fill=\"white\" fill-rule=\"evenodd\" d=\"M67 1L69 2V1H73V0H67ZM67 1L64 0V2H65L66 5H67V3H68ZM78 1L80 2V0H78ZM86 1H88V0H82V2H80V3H84V4L87 5L88 3H87ZM107 1H108V0H107ZM107 1H106V2H107ZM109 1H110V0H109ZM109 1L107 2V4H106V2L103 3V4H102L103 6L101 5V6L97 9L98 16H96V19H95V21H94V24H91L92 26H91V25H88L89 27H87V26H84V25H81V26H80V25H77V26H78L77 28H76V26H74L73 28H71V30H72L73 32H69V30H68V33H67V36H68V34L70 33V35L73 34V36L75 37V39H71L72 36H68V38L70 37V39H71V40L69 39V40H70V43H71V44H76L75 46L72 45L73 47L71 46L72 49H73V52H72V53H75V54H76L75 57H77V56L79 57L78 59L74 57L72 64H70V65L68 66L67 69L70 68V70H71V67H72V69H73L72 72H75V78H74V76H73L72 78H73L74 80H77V79H78L77 82L79 83V82H80V79H81L82 77H84V78H83V79H84V82L81 81V82L78 84L76 81L73 80L72 83H74V82H75V83H74L73 85L70 84V82H71V80H72L70 77H71L72 75H74V74H73L72 72H70L72 75L69 74V70L67 71V69H66L67 73H66V71H65L64 74L66 73V74H69V75H70V77L67 75L68 78L71 79L70 82L67 80L68 78H67V79H66L65 77H64V79L62 78V75H63V74H60L61 76L58 75V76L61 77V78L59 77L60 79H59V78L56 79V78L53 77V78H54L53 81H52V79H49V80H50L49 82H48V79H45V81H44V80H43V77H42V80H43V81H42V80H40V78H41L40 76H35V75L33 76V74H32V76L34 77L33 79H35V80L32 79L33 84L36 83V84L33 85L32 87H35V86L37 85V86H36L37 88L41 87L40 90H42V92L39 94L40 91H37V93L33 95L35 98H33V97H32V99L29 98V100H32V101H30V102H31V104H32L33 109L35 110L34 112L38 111L37 113H34V114H33V112L30 111V108H29V109L27 110V111H30V114H29V112H28V115H29L28 118H29V120H30L32 117L37 118V115H38V116L40 115L39 117H41V119H42V117H43V118L45 117L44 120H46V119L49 120V119H50V121H51V119L53 120V118H57V117H59L58 115L61 116L62 114H64V116H63V115L61 116V119H62V120H61L60 118H59V119L62 121V123L65 125V127H67V126H69V125L71 126V125L75 124V127L72 126L73 128H75L74 130L71 129V127H69L71 133H72V131H73V132H74V131H77V132H74V134H76V133H82V134H84V136H85V135H86V132H87L85 129L88 128V127H85V126H88V125H89L88 123H90L91 127H93V126L95 125V123L97 122V121H96V122H94V121H95L96 119H99V122H97V123H99L98 126L102 128V126H100V124H104V126H105V124H108L107 126H108L109 131H108V129H107V131L110 132L111 134H113V135L115 136L116 134H115L114 132H111V130H110V127L112 126L111 129H112V130H115V132L120 136V140L122 139V140L125 142V141H126V138H129V137L131 136V138L128 139L129 145L127 144V146H130V147H131V148H130V147L127 148V149H128V152L130 151V153L125 152V155L127 156V155L129 154L128 156H130V157L134 156V157H132V159H136V158H138V157H136L134 154H137V153H138V154H141V152L143 151V150L141 151V150L139 149V150L141 151V152L139 153V152H137V151H138V150H137L138 148H137V149L135 148L136 145H137V142H138L139 138H140L139 142L142 141V140H141L142 136H141V137H137V135L140 136V135H142L143 132H144L143 135H146V133L149 134V133L152 132V134H154V135H158V134H162V133H163V136H165V137H163V138H166V137H169V136H170L171 133H170V134L167 133L169 136H168L167 134H166L167 136L165 135V133H166L165 130H167V129H166V126H165V125H161V124H164L163 121H165V122H167V121H166V120H162L163 123L160 124L159 121H158L160 118H162V119H167V120H168V119L173 120L172 122H171L170 120H168V125H169L168 130H169V129L171 128V126H172V125L170 126V123H173V122L175 121L176 124H174V126L177 125L178 127L181 128V126L183 125V128H182V129L179 128L180 130H182L181 132H183V131H185V130H184V124H182L183 119L186 118V119H184V120H185L184 122H187V123H188L189 120L187 121V116H189V117H190V118L188 117L189 119H191V120L193 119L192 121L197 123V124L195 123V125H196V126H194V127H196L195 129H197V126H198L199 128L202 127V128H201L202 130H203V128H204V130L206 131V129H208V128L206 127V125H207V123H208V120H207V121L205 120L206 117H207V115H205V114H209V112H207V113H205V112L201 113L202 111L199 112V110H197V109L195 108L196 103H195L194 101H197V102H199V100H202V101H203L205 98H204V99H202V98L205 97V94H208V93H206V92H207V90H208V88L210 87V84H211V82H210L209 80H211V79L214 80V78H216V77H220V76H219L220 72L223 73V69H222V70L220 69L221 67H220V68H215V66H214L215 64H214V62H212V60L214 59V57H215L216 59H218V58H220V56H222V54H223V55L225 54L224 51H227V49H228V43H227V42L225 43L224 40H221L217 45L215 44V46H214V49H215V50H213V53L206 54L205 56L203 55L202 61H200L201 63L195 64V65L192 64L191 67L188 66L187 63H186L185 65H183V66L181 65L182 67H185V68H186V67L191 68V70H190L189 68H187L186 70L189 69V71H192V72H193V71H196V72H194V75H195L196 73L199 72V73L196 74V75H200V76H201V73H202V75L205 76L204 78H207L206 81L203 80L202 82H201V81L199 82V81H197V80L195 81L194 79L192 80V77H193V76L190 77V76L186 73V70H184L185 73H186V74L189 76V78H190V79H188V77H187V80H186V81H188V84H186V82L184 81V80H185V77L182 76V70H177V68H176L177 66H176V65H174V67H173V66H172L173 63H172L171 66H167L166 68H165V66H163V63L167 65L168 62H173V61L171 60V58L168 56V55H172V54H173L172 52H175V51H173V50H175V49H173V44L176 46V45H178L179 43H181V45H182V43H183L184 46H182V47H183L182 50L180 49V48H181V47H180L181 45H180V46L178 45V46H179L180 51H184V50H185V51H184V53H185V52H186V49H187L186 47H188V44H191V43H192V42L190 43V42L188 41V39H185V38H188L189 29L187 28L188 25H185V27L183 26V25H184V23H183V22H184V21H183V15H182V14H181L182 16L179 15L181 18H179L178 15L175 16L176 14H175V12H174V10H175L174 6H175V7L179 6L180 1L178 2V0H173V1L170 0V1H169V4H170V5H169L168 3L165 4V8H166V10H167V11H166V12H167V13H166L167 16L165 15V20H168L167 17L169 18V16H170L169 19L171 20V22L174 21V22H176V24H173L174 22L171 24L170 20H169L168 22H167V21L164 22V24L162 25V27H164V28H165V27L168 28V29L165 28V30L163 29L164 34H165V33H169V32L172 33V32L174 31V32H173L174 34L172 33L173 35H172L171 37L168 36V38L170 37L168 40L165 38V36L167 37L168 34L163 35V38H165V40H164V39H162V37H159V36L162 35V33H163V31H161V29H162V28L160 27L161 25L159 26V25L157 24V22L155 21L156 18H154L155 16L157 17V10H158V8L160 7L159 5H158V7L156 6V5H157V0H155V1H153V0H152V1H149V0H143V2H142V0H139V1H138V0H134V2H135V1H137L138 3L140 2L139 4H140V5H143V6L141 7L137 2H136L137 4H136V3H132V2H133V1H132V2L127 3V4H128V7L130 8V10L132 9L133 6L139 5V7L136 6V8H141L142 11H143L142 14H144V15H141V14H140V15L143 16L144 19H145V17H146L147 20L150 21V27H151V29H150L149 26H148L147 28L150 29V33H149V34L152 33V35H151V37H149V34H147V36H148L149 38H147V36H146V39L149 40L150 38H152V40L150 39V40L152 41V42H151L152 45H150L151 48H150V47H148V48H149V52H150L151 55L155 53V56L153 55L154 58L151 57L152 60H150L151 58H150L149 53H142V54H141V52L139 51V48H137V46H133V45L131 46V48L133 47V48H132V49H133V50H132L133 53L136 54V55H133V53L130 51V50H131L130 47H128L130 50H129L128 48H126V49H124V51H123V49H121V50H119L120 48L117 49V48H118V47H117L118 45H117V46L114 47V48L112 47V48H113V52H114V54H113L112 51L110 50V51H111L110 53L113 54V55H111V56H113V57H112V60H109V57H111V56H109V57L107 56V57H106V60H107V58H108V61H112V63H111V62H108V61L105 60V61H104V66H103V64H102V66H103L102 68H100V66L98 67V64L96 63L97 61L95 62L94 60L87 61V62H83V61L80 62V61L82 60V58H81V54H83V52L87 51V49H86L87 47L84 48V46L81 45V44L79 45V46H80V47H79V46H77V45H78L77 42H78L79 39L83 36V34L85 35L86 32L88 33V32L91 31V32H92V35H91V32H90V34H88V35H91V36H97L98 33L100 32L99 30L103 31V30L107 29V28H105V25L108 26L107 23H106V21H105V19H107V17H111V16H109V15H112L111 13H114V11H113V9H112V7H113L114 5H113L112 2H109ZM175 1H176V2H175ZM62 2H63V0H62ZM91 2H93V0H90V1H89V3H91ZM172 2H173V3H172ZM206 2L208 3V5H205V6H204V7L206 8V9H204L205 11L203 12V11H202L203 9H202V10H200L201 12H200V11H199V12H195L193 16H197L196 18L192 16L193 19H194V21H198V20H200L203 16L207 15L208 13H207L206 11H208V12H209V11H210V12H211V11H214V10H213V5H210V3L208 2V0H206ZM123 3L126 4V2H123ZM142 3H144V4H142ZM149 3H150V4L152 3L153 6L155 5V7H154L155 10H153V9H154V8H152L153 6L151 7L152 4L150 5ZM174 3H175V5H174ZM65 4H64V5H65ZM69 4H70V3H69ZM69 4H68V5H69ZM71 4H72V2H71ZM71 4H70V5H71ZM104 4H105V5H104ZM109 4L112 5V7H111ZM132 4H133V6H131ZM135 4H136V5H135ZM146 4H147V5H146ZM171 4L173 5V7H172L173 10H170V9H171V7H170ZM59 5H60L59 7H57V6L54 7L53 10L50 9V12L47 10V21H46V22H49V23H48V24L45 23V24H44L43 26H41V28L38 30V31H39V33H38V37L41 36V37H40L41 39H42V37H43V40L45 41V43L47 42L48 46H45L46 49L43 48V49H45V50H43V51H39V52L37 51L36 53L34 52L35 54L33 53V55H32L33 58H32V57H31V58L29 57L30 59H28V60L26 59V61L23 62V64L26 63V65H25L26 68H25V66L23 65V70H24V68H25L26 70H28V68H29V69L32 68V67L34 68L35 65H37V64H39V63L42 64L43 62H44L43 64L46 66V64H47L46 61L49 62V60H51V56H52V58H55L54 56L59 57L58 55H61L60 45H58V44H60V42L62 41L60 35L58 34V32H59L60 29L58 30V28H56V26H57V25L60 26V24H57L58 21H55V20H54V21H55V24H56V25L54 24V21H49L51 18L54 19L55 17H57V13H59V12H60V13H61V12H64L65 10H66V12L68 11V9H67L68 6H64L63 3H62V5H61V4H59ZM108 5H109V6H108ZM145 5H146V7H147V6H150V7H151L150 9H152L153 11L150 10V11L147 12V10H148L149 7H147V9H145V8H146ZM166 5H168L170 8H168V6H166ZM184 5H186V4L184 3ZM209 5H210V6H209ZM25 6H26V5H23V4H22V5L10 6V7H12V10H14L13 8H15V9H16L15 12L17 11L18 13H20L21 10H22V11L25 10V9H24V8H26ZM61 6H62L65 10H63V8H62ZM104 6H105V7H104ZM208 6H209L210 8H209ZM60 7L62 8L63 11L61 10ZM101 7H104V8H101ZM128 7H126V6L124 7V6H123V12H122V13H126V14H128V16L125 14L126 17L124 16V14H117V15H116L115 13L113 14V15L115 16V18H116V16H117V20H116V22L119 23V25H118L119 28H122L121 25H123V24H122V21H123V20H124V24L127 26L126 22L129 20L128 17H131V14L129 13V12H131V11H129ZM143 7H145V8H143ZM156 7H157V9H156ZM217 7H218V6H217ZM68 8H69V7H68ZM113 8H114V7H113ZM202 8H203V6H202ZM252 8H253L254 10H253ZM255 8H257V7H249V8H247V9L250 10V11L253 10V12H252V11H251V12H252V15H253L254 18L257 16V13H258L257 11L254 12V11H255ZM10 9H11V8H10ZM125 9L128 11V13H127V11H125ZM168 9H169V10H168ZM210 9H211V10H210ZM247 9H246L245 11H243V12L239 15V17H238V18H239L240 20H242V21L238 20V18H237V21H236V22L240 21V22H238V23L241 24V23H243L244 21H246L247 19H249V20L254 19V18H252V16H250L251 13H250V11H247ZM18 10H19V11H18ZM98 10H99V11H98ZM135 10H136V9H135ZM144 10H145V11H144ZM258 10H259V9H258ZM22 11H21V12H22ZM111 11H112V12H111ZM154 11H155V12H154ZM48 12H49V13H48ZM136 12H137V13H136ZM139 12H140V11H139ZM152 12H154L156 15L153 16L154 14H153ZM171 12H172V14H171ZM227 12H228V14H230V11H226V13L219 14V15H220L219 17H220L221 19H220V18H218V19H219V20H223V19H225V18H227V19H231L232 16L224 17V16L227 14ZM60 13H59V15H61ZM131 13H133V14H132V15H133L132 17H134V13H135V14H138V11H134V9H133V11H132ZM147 13H148V14H147ZM150 13H152L153 15L150 14ZM203 13H204V14H203ZM244 13H246V15H248V16H250V17H247V16L245 15V17H247V18H246V19L244 18V20H243V17H244L243 14H244ZM255 13H256V15H255ZM48 14H49V15L51 14L52 16L54 15V17H52V16L50 15V17H51V18H50V17H48ZM62 14H63V13H62ZM107 14H109V15H107ZM149 14H150V15H149ZM198 14H199V15H198ZM1 15H2V14H0V30H2L1 28H3L2 25H1V24L3 23V21H4V23H5V19H4L5 16L2 15V16H3V17H2ZM86 15H88V13H86ZM96 15H97V14H96ZM151 15H152V16H151ZM223 15H224V16H223ZM230 15H232V12H231ZM241 15H242V16H241ZM103 16L105 17V19H103ZM106 16H107V17H106ZM114 16L112 17L113 19H114ZM118 16H119V17H122L123 20H122L121 18H118ZM148 16H150L149 19H148ZM174 16H175V18H173ZM201 16H202V17H201ZM132 17H131V18H132ZM213 17H214V15L212 16V18H213ZM217 17H218V16H217ZM222 17H223V19H222ZM240 17H242V19H241ZM126 18H128V19H126ZM131 18H130V19H131ZM150 18H152V19L150 20ZM215 18H216V17H215ZM250 18H251V19H250ZM52 19H51V20H52ZM118 19H121L122 21L120 22V20H118ZM180 19H181V20H180ZM218 19H217V20H218ZM134 20H135V17H134ZM172 20H173V21H172ZM178 20L181 21V22H179ZM129 21L132 22L133 20L131 19V20H129ZM194 21H193V22H194ZM135 22H136V21H135ZM135 22H132V25H133V26H130L132 30H135V33H134L133 37H134L135 34L138 33V31H140V29H141L140 33H138L137 35H138V38H139V40H140L139 43L142 44V43H144V42H142V41H143V39H145L144 37H145L146 33L149 32V29H147V28L145 27L146 30H144L145 28H144V25H143L142 22H141V25H140V22H137V23H135ZM154 22H155V23H154ZM177 22H178V24H180V23H181V24L183 23V24H182L181 26H179V27H182V28L176 30V28H177V26H178ZM120 23H121V24H120ZM128 23H129V22H128ZM134 23H135L136 25H135ZM138 23H139V25H140V27H141L140 29H139V25H138ZM167 23H168V24H167ZM129 24H130V23H129ZM129 24H128V25H129ZM153 24H154V26H155V24H157V25L155 26L156 28H157V27H158V28L160 27V31H158L159 34H158V33L153 34V31H152V30L155 29L154 32H157V30H159V29L156 30V28H155L154 26H152ZM170 24L173 25V26L175 25V26H174V27H173V26L168 27V25H170ZM239 24H238V25H239ZM3 25H4V24H3ZM125 25L123 26L124 29H125V33L122 32L124 29L118 32L119 35H120V37L123 38L122 43H124V41H125V37H124V35H126V36L128 35V36H129V37L127 36V39L130 38V37L132 36V34H131V36H130V33H131L132 31H131V30H128V29H130V28H128L129 26L126 27ZM134 25L137 26V27H135V28H137V29H134ZM164 25H165V26H164ZM238 25H237V27H238ZM90 26H91V27H90ZM108 27H110V26H108ZM132 27H133V28H132ZM171 27H173L172 30H171ZM183 27H184V28H183ZM59 28H61V27H59ZM152 28H154V29H152ZM169 28H170V30H169ZM185 28H186L187 30H185ZM54 29H55V31H56L57 33H54V32H53L54 34H52V31H53ZM69 29H70V28H69ZM88 29H89V31H88ZM108 29H109V28H108ZM138 29H139V30H138ZM183 29H184V30H183ZM57 30H58V31H57ZM71 30H70V31H71ZM85 30H86V31H85ZM126 30L129 31V33L126 32ZM167 30H168V31H167ZM182 30H183V31H182ZM25 31H26V30H25ZM25 31H22L21 33H19L18 37H17L14 41L10 42V43L7 45V46H9L10 49H12V51H14L13 49L17 47V45H18L17 43H19V42L22 43L23 41H27V40H26V38H27V37H26V36H27V31H26V32H25ZM151 31H152V32H151ZM178 31H179V32H178ZM187 31H188V32H187ZM81 32H82V33H81ZM96 32H97V33H96ZM141 32H143V33L145 32V33L142 35ZM161 32H162V33H161ZM122 33H123V36H121ZM160 33H161V34H160ZM170 33H169V34H170ZM186 33H187V35H186ZM56 34H57L58 36H57ZM75 34H76V36H77L78 34H80V35H78V36L76 37ZM184 34L186 35V37L184 36ZM53 35H55V36H53ZM119 35H118V36H119ZM137 35L135 36V38L131 37L130 39H134L133 41H135V40L138 41V39H137ZM154 35H156V36L158 35V36H157L158 39H157L156 41H155L156 38H155ZM170 35H171V34H170ZM175 35H176V37H175ZM118 36H117V39H118V41L120 42V39H122V38L119 39ZM139 36H140V37H139ZM143 36H144V37H143ZM183 36H184L185 38H184ZM56 37H58V38H56ZM141 37H143V39H142ZM77 38H79V39H77ZM153 38H155V39H153ZM172 38H174V39H175V38H178V40H177V41L175 40V42H174V41H172ZM179 38H180V39H179ZM141 39H142V41H141ZM170 39H171V40H170ZM182 39H183V40H182ZM184 39H185V40H184ZM259 39H260V40H259ZM259 39H258V41H260V43H259L258 45H259V48L261 49L260 51H264V39H263V38H259ZM261 39H262V40H261ZM56 40H57L58 42H59V41H60V42L57 43ZM160 40H161V41H160ZM163 40H164V41H163ZM169 40L171 41L169 44L172 45V46H171L172 48L169 47V45H168V42H167V41H169ZM180 40H181V42H179ZM186 40H187L188 42H186ZM72 41H73V42H72ZM158 41H159V42H158ZM162 41H163V44H162V43L160 44V42H162ZM183 41H184V42H183ZM190 41H191V39H190ZM258 41H255V42L252 41V42H254V43H249V44H251L253 47H255V45L258 43ZM155 42H156V43H155ZM173 42H174V43H173ZM177 42H178V43H177ZM51 43H52V44H51ZM53 43H54V44H53ZM137 43H138V42H137ZM139 43H138V44H139ZM175 43H176V44H175ZM185 43H187V44H185ZM255 43H256V44H255ZM120 44H121V43H120ZM133 44L136 45V42L133 43ZM153 44H154L155 46L157 45L158 49L160 48V49H159L160 51H159V50H155V49H157V48L154 47ZM158 44H159L160 47L158 46ZM165 44H167V45H165ZM253 44H255V45H253ZM57 45H58V46H57ZM84 45H85V44H84ZM121 45H122V44H121ZM161 45H162V46H161ZM163 45L166 46V47H168V48H165V49H164ZM226 45H227V48H226ZM251 45H250L249 47L252 49V46H251ZM49 46H54V47L57 46L56 48H57V50H59V51H58L59 54L57 53V50H56L55 48H53V47H49ZM85 46H88V47L91 46V48H90V49H91V53H93V50H92V49H94V51H95L96 53H97V51H96L97 49H98L99 51H101V50H100V47H99V48L95 47L94 44H93L92 42H91V43H88V44L85 45ZM152 47H154L155 49H154V48L152 49ZM162 47H163V48H162ZM189 47H190V46H189ZM189 47H188V48H189ZM215 47H216V48H215ZM246 47H247V45H246ZM257 47H258V46H257ZM48 48H53V51H54L53 53H54V54L52 53V50H50V49H48ZM134 48H135V49H134ZM170 48H171V50H169ZM243 48H245V47H243ZM250 48H245V49L248 51V49H250ZM10 49H9V50H10ZM75 49H76V50H75ZM90 49H88V51H90ZM95 49H96V50H95ZM127 49H128V50H127ZM245 49L243 50V52H245ZM251 49H250V51H251ZM254 49H258V48H253V50H254ZM82 50H83V52H82ZM118 50H119V51H118ZM134 50H135L136 52H135ZM137 50H138L139 54H138ZM168 50H169L170 52H168ZM188 50H189V49H187V51H188ZM253 50L250 52V55H252V56L256 53V52H254ZM10 51H11V50H10ZM79 51L82 52V53L79 54V53H80ZM120 51H121V53H122V54L120 53V54H121V55H120L121 57H120L119 54H118ZM129 51H130V53H128ZM164 51H165V52H164ZM180 51L178 52V51L176 50V52H175V54L173 55V58H172L173 60H175L174 56H177V53H179L180 55L183 54V52H180ZM258 51H259V49H258ZM258 51H257V52H258ZM260 51H259L258 53H262V52H260ZM116 52H117V53H116ZM125 52H127L128 54L126 55ZM157 52H158L159 54H157ZM167 52H168V53H167ZM248 52H249V51H248ZM252 52H253V54H251ZM50 53H51V55H50ZM124 53H125V54H124ZM166 53H167V54H166ZM169 53H170V54H169ZM258 53H257V55H258ZM52 54H53L54 56H53ZM57 54H58V55H57ZM116 54H118V57H116L117 59H118L119 57L121 58V59H118V61H117V59L114 57V55L117 56ZM140 54L143 55L144 58H145L143 61H142L143 56H141ZM146 54L149 55V58H150L149 60H150V61H149L148 58L146 57V56H147ZM160 54H163V55H162V56H163L162 59H161L162 56H161V57L159 56ZM164 54L167 55L168 59L166 58V56H165V58H164ZM73 55H74V54H73ZM124 55H125V56H124ZM131 55H132V58H135V57L139 58V55H140L141 58H139V59H141V62H145V63H146V66H147V67L144 66V68H145V70H147V71H144V72H143V70H144L143 68H142V69H143V70H142L143 73L141 72V70L139 71V72H141V73L143 74V76H142L143 78L141 77V79L144 81V83H142V85L140 84V85H141V86H140V87H141V91H140V92H139V90H140L139 88H140V87H138L139 83H137V82H138V78H135V79L137 80V82H136L137 84H135V82H134V83L131 82V85H132V84L137 85L136 87H138L139 90H138V89H137V90H138L139 93L136 92V89L134 90V88H135L134 85H133V87H134L133 89H130V88H132V86H131L130 88L127 87V89H129V91H128V92L124 91V92H126V94H128V93H130V90H131V92L134 91V94H132V93H131V94H132V96H133V95H135V92H136V94L140 95V96H137V95H136V97H139V101H140V99H141L142 97H143V100H144V97H145V100L147 99V101H149V104H150V102H151V103H153L154 105H155V103H157V105H158V108H156L157 105L154 106L153 104H152V105L150 104V109H151V111L153 110L152 108H154V110H155V112L153 111L154 113L152 112L153 115H156L157 118H158V119L156 120L157 122H156L155 124H154L155 121L153 122V121H151V120H153V117L156 119V116H153V117H152V113H151V111L148 112V114H150V115H148L147 113L144 114V116L142 115V116H143L142 119L140 118V116H139L140 119H138V120H135V119L133 118V121H134V120H135V121L132 123V126H130V127H131V128L133 127V128H132V129H133V133H134L133 135H135L136 137H132L133 135L128 136L129 134H131V130H130V133H128V135H127V131H128L129 126L127 127V129H126V127H125L126 132H125L124 129H123V131H119V130H122V129H118V128H117L118 130H117V129H113V128L115 127L113 123L116 122V116L114 117V120H111L112 118H110L111 121H115V122L112 123V122L109 120V116H110V115L112 116V112H111L112 110L116 112V113L114 112L116 115H118L117 112L120 113V111H121V110L125 107V105H126V104H124L123 102L120 101L121 99H120L119 102H118V101H117L118 98L116 99V96H114V94L116 93V94H118V96H119V95L122 96V94H121L119 91H120V90H123V88H121V86H123V84L126 83L127 81H126V80H123L124 83L121 84V86H120V85L115 86V91L113 90L115 93L112 91L111 94H107V96H105V98L107 97L106 99H104V97H103V95H106V94H104V93H106V90H107V88H106L105 85H106V83L109 84L108 80H107V81L105 80V77H107V79H109V81H110V85H111V82H112L113 80H111L112 78L109 77V76H107V75H110V74L112 75V73L115 71V69L118 68V67H116V65H114L113 63L117 61L115 64H117V63H119V64L121 63V64H122L123 61L121 62V60L123 59V57H124L123 60L126 62L127 57H129V56H131ZM157 55H158V58H159V59H155V58H157ZM185 55L187 56V53H185ZM185 55L183 54V55H181V56L186 57ZM260 55H261V54H260ZM0 56H1V58H2V55H0ZM48 56H49V60H47V59H48V58H47ZM133 56H135V57H133ZM216 56H219V57L217 58ZM263 56H264V55H263ZM4 57H6V56H4ZM171 57H172V56H171ZM183 57H181V59H180L179 57H176V58L180 59V61H181V60H183ZM222 57H223V56H222ZM222 57H221V58H222ZM125 58H126V59H125ZM248 58H249V57H248ZM248 58H247V59H248ZM76 59H77V60H76ZM79 59H81V60H79ZM110 59H111V58H110ZM115 59H116V61H113V60H115ZM146 59H147L149 62H151V61L153 62V61H155V60H157V61L159 60V62H162V65H161V66L164 67V68H158V70L155 69V71L157 70L158 73L160 72V74H162L163 76H165V78H166L167 81H168V79L170 80V78H173V76H175L174 78H176V76H177V75H176V74H177L176 71L178 72L179 78H180V76L184 77V78H181V80H183V81H181V80L178 79V78H176V80H180V82L183 84V86H184V84H186L187 86L189 85V88L191 87V90H188V89L184 88V89H186V90L189 91V92H185V91H184V95L187 93V97L189 98V99L186 98V99H188V101L186 102V104H187L186 107H188V111H187V108H184V109L187 111V114H186V115L183 114V113H186V111H184V112H182V113H181V112H178V111H176V112H171L170 110H168V108H169V107H168V104H167V108H165V109H162V107L159 106V104H160V105H161V104H164L166 101H167L166 103H168V98H169V97L172 99V98H175L177 95L180 96V95L182 94V96H183V93L176 94L177 91H179V92L182 91V92H183V88L180 89L181 91L179 90V88H177V85H178V84L181 85V84L179 83V81H178V84H175V82L172 81V80H174V78H173L172 80L168 81V83H169V82L171 83V81L174 83V84L171 83L172 85H175V87L173 86L174 88H173L171 85H169V84H168L169 87H168V86H166V87L163 86V85H166V84H165L164 81H162V80L160 79V78H162V76H161L160 78L158 77L159 80H160V81H159V80H157L156 78H157V75L159 76L160 74H157V73L154 74L153 71L150 70V68H153V66H155L156 63H155V62H154V63H151V64H154V65H153V66H150L151 64H149V63L147 64L148 61H147ZM153 59H155V60H153ZM169 59H170V60H169ZM249 59H250V58H249ZM145 60H146V61H145ZM161 60H162V61H161ZM184 60H185V59H184ZM157 61H156V62H157ZM167 61H168V62H167ZM185 61H187V60H185ZM185 61H183V62H181V63H178V64H184ZM248 61H250V62H247L249 65H248L246 62H245V63L247 64V67L250 66V67H248L249 70H250V68H251V64H250V63H251V60H248ZM125 62H124V63H125ZM165 62H166V63H165ZM211 62H212V63H211ZM105 63H106L107 65H106ZM110 63L113 65L112 68H113V70H114V71H112V72L110 71L111 73L108 72L109 70H112V68H111V64H110ZM124 63H123V64H124ZM145 63H144V65H145ZM157 63H158V62H157ZM176 63H177V61H174V64H176ZM202 63H205V64H202ZM119 64H118L117 66H119ZM125 64H126V63H125ZM160 64H161V63H160ZM169 64H170V63H169ZM178 64H177V65H178ZM210 64H211V65H210ZM212 64H214V65H212ZM105 65H106V66H105ZM126 65H127V64H126ZM131 65H132V67L135 69L136 64L133 63V64H131ZM134 65H135V66H134ZM193 65H194V66H193ZM21 66H22V65H21ZM45 66H43V68H45ZM156 66H158V65L156 64ZM156 66H155L154 68H157ZM159 66H160V65H159ZM179 66H180V65H179ZM211 66H213L214 68H212ZM115 67H116V68H115ZM129 67H131V66H129ZM129 67H128V71H134V70H131L132 67H131V69H130ZM148 67H150V68H148ZM182 67H179V69H180V68H181V69H185V68H182ZM216 67H218V66L216 65ZM21 68H22V67H21ZM35 68H36V67H35ZM35 68H34V69H35ZM37 68L41 69L42 66L37 65ZM37 68H36V69H37ZM154 68H153V69H154ZM136 69H137V66H136ZM251 69H252V68H251ZM23 70H21L20 75L18 74L19 76H21L22 74H24V73H22ZM135 71H136V70H135ZM150 71H152V72H150ZM155 71H154V72H155ZM180 71H181V72H180ZM184 71H183V73H184ZM197 71H198V72H197ZM28 72H29V71H28ZM32 72H33V70L31 71V69H30V73H32ZM106 72H107V73H106ZM192 72H190V73H191L190 75H192ZM200 72H201V73H200ZM246 72H247V73H246ZM260 72L263 73L262 71H260ZM21 73H22V74H21ZM61 73H63V72H61ZM76 73H77L78 75H77ZM108 73H109V74H108ZM141 73H139L138 77H140V74H141ZM172 73H174V74L176 73V74L173 75ZM179 73H181V75H180ZM185 73H184V75H185ZM244 73L247 75V77L244 76V75H245ZM244 73L241 74V75L244 74V75H243L244 78H243V76H242V78H243V79H245V78L247 79L248 76H250V71L248 72V70H247V68H246V71H245ZM26 74L29 75V73H26ZM104 74H105V75L107 74V75L105 76ZM156 74H157V75H156ZM248 74H249V75H248ZM24 75H25V74H24ZM111 75H110V76H111ZM169 75H170V77L167 79L166 76H169ZM171 75H172V77H171ZM19 76H18V78L15 77V79H13V80H9V81L7 80V81H4L5 83L1 82V84H3V85L0 86V99L5 98V93H6V97H7V95H8V91H9V94H11V93H12L14 90H16V89H19V90H20V88H19V87H20L19 83H20L21 79H19ZM32 76L30 75V80H31ZM58 76H56V77H58ZM63 76H64V75H63ZM65 76H66V75H65ZM76 76H77V77H76ZM79 76H81L80 79L78 78ZM103 76H104V79L102 78ZM21 77H23V76H21ZM39 77H40V78H39ZM136 77H137V76H136ZM177 77H178V76H177ZM201 77H203V76H201ZM13 78H14V77H13ZM110 78H111V79H110ZM165 78H163V79L165 80ZM193 78H194V77H193ZM86 79H88V80H86ZM102 79H103L104 81H102ZM141 79L139 78V80H141ZM155 79H156V83H154V80H155ZM216 79H217V78H216ZM39 80H40V81H39ZM64 80H65L66 82H65ZM81 80H82V79H81ZM85 80H86V82H85ZM98 80H100V82H105V83H104V84H101L100 82H98V83H99V86H97L98 83L96 84L95 82H97ZM142 80H141V81H142ZM262 80H263V79H262ZM262 80H261V81H262ZM17 81H19V82H18V85H19L18 88H17V84H16ZM32 81H31V85H32ZM37 81H38V84H37ZM41 81H42V83H43V82L45 83V82L47 81V82H46V85H47V86H46L44 83H43V84L46 86V89H47V93H48V95H46L47 93H44V91H45V86H44V85L41 86V84H42ZM125 81H126V82H125ZM133 81H134V80H133ZM143 81H142V82H143ZM145 81H146V82H145ZM161 81H162V82H161ZM207 81H209V83H208ZM211 81H212V80H211ZM34 82H35V83H34ZM39 82H40V84H39ZM51 82H52V83L55 82V83L50 84ZM82 82H83V83H82ZM90 82H91V83H90ZM113 82L116 83L115 81H113ZM139 82H140V81H139ZM160 82L162 83V85H161ZM176 82H177V81H176ZM184 82H185V83H184ZM212 82H213V81H212ZM47 83L50 84L51 87H52L53 85H56V86L53 87L52 90H51V87H50ZM57 83H58V85H57ZM67 83H68L69 85H66ZM81 83H82V84H81ZM92 83H93V84H92ZM127 83L129 84L130 82H127ZM140 83H141V82H140ZM157 83H158V84L160 83V85H156ZM242 83L245 84L244 82H242ZM15 84H16V86H15ZM60 84L63 85V86L66 88V91H67V89L69 88L68 91L70 90V96L72 97V98L70 97V100H69V98H67V97H69V95L67 96V94H66L65 92H64V93H65V95H66V96H65L66 99H65V98H62V97H61V94L59 95L58 98H57V96H56V98H55L56 100H55V99H53V100L51 99V100H50V98L48 97V96L50 95V93L55 97V94L52 93V92L55 91V88H56V87L63 88V86H61ZM75 84H76V85H75ZM94 84H96V85H95V88H99V90L97 89L98 91H97L96 89H95V90H92V89L90 90V89H89V86H90V85L93 86ZM100 84H101V86L103 85V86L106 88V89H104L105 92L102 90L104 93H102V92L99 93V91H101L100 89L104 88V87H100ZM108 84H107V87L109 86ZM112 84H113V83H112ZM143 84H145L144 87H143ZM243 84H242V86H243ZM13 85H14V87H15L16 89H15L14 87L12 88ZM71 85H72V86H71ZM114 85H115V84H113V87H114ZM124 85H125V84H124ZM155 85H156V87H155ZM43 86H44V88H43L44 90L42 89ZM66 86H69V87H66ZM96 86H97V87H96ZM118 86H119L121 89H118ZM126 86H127V85H126ZM158 86H161V87L163 86V87H162V88H158ZM181 86H182V85H181ZM187 86H186V87H187ZM245 86H246V85H245ZM254 86H255V85H252V86H251V87L254 88V91L252 90L253 88H252V89L248 88L249 86H248L247 88H246V87H242V89L245 90V88H246V91H247V92H248L249 89H250L249 92H250L251 94L254 93L255 95H257V94H258V93H257L258 90H257V88L254 87ZM110 87H111V86H110ZM113 87H112V88H113ZM116 87H117V88H116ZM142 87H143V88H142ZM178 87H180V86H178ZM240 87H241V86H240ZM11 88L13 89L12 92H10V91H11ZM37 88H36V90H38ZM90 88H94V86H93V87H90ZM176 88H177V89H176ZM9 89H10V90H9ZM33 89H34V88H33ZM49 89L51 90V92H50ZM53 89H54V90H53ZM63 89H64V88H63ZM87 89H88V90H87ZM110 89H111V88L108 87L109 93H110ZM113 89H114V88H113ZM127 89H124V90H127ZM210 89H211V88H210ZM210 89H209V90H210ZM242 89H241V90H242ZM34 90H35V89H34ZM48 90H49L50 93L48 92ZM86 90H87V94L85 93ZM117 90H118V93H117ZM209 90H208V91H209ZM251 90H252V91H251ZM68 91H67V92H68ZM79 91H80V92H79ZM89 91L92 92V93H93V91H94V92L97 91V93H99V96L97 95V93H95V94H96V97H98V98H95L94 95H93L94 97H93V96H90V93H88ZM255 91H256V92H255ZM45 92H46V91H45ZM75 92H79V93L76 94ZM83 92H84L85 94H83ZM121 92H122V91H121ZM16 93H18L17 90H16ZM64 93H62V94H64ZM72 93H73V94H72ZM101 93H102V96H101V97H103L102 99L99 98L100 95H101ZM113 93H114V94H113ZM122 93H123V92H122ZM13 94H14V93H13ZM37 94H38V95H37ZM74 94H75V95H74ZM79 94H80V96H81V94H82V97H79V99H78V96H77V95H79ZM88 94H89V96H87ZM123 94H125V93H123ZM254 94H253V95H254ZM36 95H37V96H36ZM84 95H85V96H84ZM111 95H112V96H111ZM141 95H142V97H141ZM172 95H175V97H173ZM262 95H263V97H264V92H263ZM2 96H3V97H2ZM9 96H10V95H8V97H9ZM62 96H64V95H62ZM76 96H77V99L75 98ZM86 96H87L86 101H87L88 103L86 104V102H85V104H86L87 107L89 108V110L86 109L87 112H86V110H84V112L82 111L81 113H79V115H78V113H77V115H75L76 112L73 113V115H70L69 113L66 112V110L62 112V110H63L64 108L67 109L66 107L69 106L71 103H73V102H74V103H77V102H75V101L69 102V101H71V100L73 99V97H74L73 100L76 99V101H77V100L80 101V100L83 99V97H86ZM121 96H120L119 98H123V97H121ZM123 96H125V98H123L124 101H125V99H126L127 97H128V98H129V96L131 97L130 94H129V96H126V95H123ZM179 96H177V97H179ZM50 97H51V95H50ZM133 97H134V96H133ZM136 97H135V98H136ZM140 97H141V98H140ZM185 97H186V95H185ZM51 98H52V97H51ZM88 98H89L91 101H90ZM128 98H127L126 100H128ZM135 98L130 99V101L128 100V101H129V104H127V105H128V108L125 107V109H127V111L130 110V112H131L130 114L134 113V112H132V111H136V109H138V106H139V103H138V105H136V104H137L136 101L138 100V98H137V99H135ZM33 99H34V100H33ZM93 99H96V100H93ZM98 99H100L101 101L98 100ZM115 99H116V100H115ZM171 99H169V101H170ZM68 100H69V101H68ZM141 100H142V99H141ZM189 100H190V101H189ZM26 101H27L26 104L29 105L28 99H27ZM51 101H54L55 108L57 107L56 105H58V106H62V107H60V108H61V112H60V109H58L59 107H57L58 110H57V109L54 110V107H53V105H52L51 110H53V111L50 110L51 112H50V111H49V112H44L43 115H42L41 112H43V111H40L41 107H42V106L44 107V103H45V102H49V103H51ZM66 101L69 102V105H67ZM97 101H98L99 105H102V106H99V107H102V108H100V112H101V109H102V111H104L105 115H104V113H103V114L99 113V115H100L99 117H101V115H102L103 118H102V117H101V118H98V117H96V116H93L94 121H92L93 119H92L91 114L94 113L95 110H98V109H99V108L97 109V107H96V106H97L96 104H98ZM115 101H116L117 103L121 104V107L123 106L122 108L120 107V108H121L120 111H118L117 108L115 107V105H114V102H115ZM122 101H123V100H122ZM128 101H126V102H128ZM147 101H145V102H147ZM116 102H115V104H116ZM140 102H141V101H140ZM200 102H201V101H200ZM17 103L21 104L20 102H17ZM17 103H15V107H16V108L18 107V109H20V107H19L18 105H16ZM49 103H47V104H49ZM55 103H56V104H55ZM100 103H101V104H100ZM122 103H123L124 105H123ZM166 103H165V105H163V108L166 107ZM189 103H190V104H189ZM193 103L195 104V106H194ZM232 103H233V96H232L231 94H226V95H224V96L222 97V101L220 102V104L218 103L219 105H218V104H217L218 106L216 105V106H217V109H218V108H223V107H224V108H223L224 111H222V110L219 111V110H218L219 113L217 112V115H219L220 112H221V114L224 115V116H221V115H220V116H221V117H224V118H222V119H225V120H226L225 115H226L229 119H230V117H233L234 115H237L236 113L233 115L234 112L230 109L231 107L228 108L229 106L232 105ZM31 104H30V106H31ZM33 104H34V105H35V104H39V105H36V106H38L39 109H38V108L35 109ZM40 104H41V105H40ZM45 104H46V103H45ZM47 104H46V105H47ZM77 104H78V103H77ZM88 104H89L91 107H92V106H94V107L91 108V107H89ZM119 104H117V105H119ZM147 104H148V103H147ZM149 104H148V105H149ZM188 104H189V105H188ZM192 104H193V105H192ZM117 105H116V106H117ZM127 105H126V106H127ZM191 105H192L194 108H193V107H190ZM20 106H22V105H20ZM24 106H26V105H24ZM36 106H35V107H36ZM136 106H137V107H136ZM216 106H215V107H216ZM15 107H14V108H15ZM22 107H23V106H22ZM43 107H42V110H43ZM117 107H118V106H117ZM151 107H152V108H151ZM16 108H15V110H18V109H16ZM27 108H28V106H26V109H27ZM62 108H63V109H62ZM85 108H86V106H85ZM120 108H118V109H120ZM135 108H136V109H135ZM160 108H161V109H160ZM190 108L193 109V110H190ZM0 109H1V107H0ZM21 109H22V108H21ZM21 109H20V111H19V110H18V111L21 112ZM92 109H93V112L91 111ZM94 109H95V110H94ZM103 109H105V110H103ZM184 109H183V110H184ZM194 109H195V111H198V112H193ZM215 109H216V108H215ZM215 109H214V107H213V110H214V111L211 109V110H210L211 113L217 111V110H215ZM263 109H264V106H263ZM31 110H32V109H31ZM56 110L59 111L60 113H58ZM27 111H26V110L24 111V112H25V116H26V118H27ZM105 111H106V112H105ZM181 111H182V110H181ZM53 112H54V113H53ZM90 112H91V114H90ZM109 112H110L111 114H110ZM223 112H224V114H223ZM0 113H1V111H0ZM22 113H23V111H22ZM45 113H46V115H45ZM108 113H109V115H108ZM114 113H113V116H114ZM128 113H129V112H128ZM204 113H205V114H204ZM211 113H210L209 115H210V116L212 115L211 118H214V116H213L214 113H213V114H211ZM35 114H37V115H35ZM54 114H55V115L58 114V115H56L57 117H56ZM65 114H66V115H65ZM130 114H129V115H130ZM135 114H136V112H135ZM181 114H183V115H182V117H183L182 121H181V118H180V115H181ZM215 114H216V112H215ZM30 115H31V116H30ZM32 115H33V116H32ZM34 115H35L36 117H35ZM89 115H90V117H89ZM146 115H148V116H146ZM184 115H185L186 117H185ZM104 116H105V117H104ZM133 116H134V117H137L136 115H133ZM210 116H208V117H210ZM237 116H238V115H237ZM258 116H260L259 113H258ZM148 117H150V118L152 117V119H151L150 121L152 122L153 125H156V124L159 123L158 126H153V127H154V130H155L156 132L161 130L159 127L165 126V127L162 128V130H163L164 128H165V129H164L163 131L161 130V131H160L161 133H158V134H157L156 132H153L154 130H153V128L150 126V125H151V122H150V121H147V119H149ZM215 117H216V118H214V119H216V120L219 118V116H218V117L215 116ZM235 117H236V116H235ZM235 117H233V118H235ZM28 118L26 119L27 122H29ZM88 118H90V121H91L92 123L89 121ZM137 118H138V117H137ZM233 118H231V120H232ZM252 118H254V117H252ZM37 119L41 120L40 118H37ZM130 119H131V115H130ZM155 119H154V120H155ZM207 119H208V118H207ZM214 119H212V120H214ZM255 119H256V118H255ZM26 120H25V122H26ZM44 120H43V121H44ZM54 120H55V119H54ZM54 120L52 121L53 125H55L54 123H55V121H56V120H55V121H54ZM107 120H108L109 122H108ZM176 120H177L178 122H180V123L177 124L178 122H177ZM210 120H211V119H210ZM210 120H209V125H208V127H210L211 125H215V123H216V122H214V121H210ZM248 120H249V118H248ZM84 121H85V122H84ZM192 121H191V122H192ZM250 121H252V120H250ZM253 121H254V120H253ZM25 122H24V123H25ZM27 122H26V123H27ZM45 122H46V121H45ZM47 122H48V121H47ZM47 122H46V123H47ZM57 122H58V121H57ZM83 122H84V124L86 123L85 126H84V124H82L83 127H84L85 129H82V126H81V123H83ZM131 122H132V121H131ZM146 122H148V123L150 122V125L148 126ZM160 122H161V121H160ZM193 122H192V123H193ZM210 122H214V123L211 124ZM24 123L19 124L20 127L16 126V127L18 128L16 131L18 132V131H20L19 129L22 128L20 133L27 132V135H26V133H24V134H18L19 132L17 133V132H15V131H12V132H15L14 135L8 134V136H6V138H8L9 135H10V137L8 138L9 140L7 139V143H8V144H11V145L14 146V145L16 144V143H15V142H16V141H15L16 139H15V140H12L11 137H13V139H14V138H17V139H18V138H21V136L18 137V135H24L23 137H25V136H29V135L31 136V135H32V136H31V137H32V140H33V138H34V139H37V141L39 140V138H40L39 141L42 140V139H41V138L43 137V134L41 133V132L43 131L42 129H41L42 131L39 130V132H38V129H36L38 126H36V128H34L33 131H31V129H32V127L30 128L31 125H30V124L28 125V123H27V125L25 124V125H26V126H25V125H23ZM50 123H51V122H50ZM50 123L48 122V124H50ZM145 123H146V124H145ZM204 123H205V125H203ZM10 124H11V123H10ZM63 124H61V122H60V123L58 122V125H60V126L62 125V126H63V129H65V127H64ZM92 124H94V125H92ZM180 124H182V125L179 126ZM190 124H191V123H190ZM193 124H194V123H193ZM210 124H211V125H210ZM12 125H13V124H11V127H10V126H9V127L12 128ZM50 125H51V124H50ZM77 125H78V127H77ZM109 125H110V126H109ZM128 125H130V122H129ZM166 125H167V123H166ZM202 125H203L204 127H203ZM23 126H25V127L28 126V129H30V131L27 130V129L25 130V129L23 128ZM104 126H103V128H104ZM147 126H148L149 128H148ZM174 126H173V128H171V132L174 131V129L176 130V129L178 128L177 126L174 128ZM192 126H193V125H192ZM262 126H263V125H262ZM262 126H260V130H262V128L264 129V126H263V127H262ZM80 127H81V131L79 130ZM105 127H106V126H105ZM116 127H117V126H116ZM150 127H151V128H150ZM211 127H213L214 129H217V128H218L217 125H216L217 128H216L215 126H211ZM211 127H210V129H212ZM261 127H262V128H261ZM38 128L40 129V127H38ZM41 128H42V127H41ZM60 128H62V127H60ZM60 128H58L57 130H55V132L53 131L51 134L48 135V137H47V143H50V144H51L50 141H53V140H54V141L56 140V142H58V138H60V135H59V134H61V133H58V131L60 130ZM77 128H78L79 131L76 130ZM103 128H102V129H103ZM131 128H130V129H131ZM147 128H148V129H147ZM205 128H206V129H205ZM63 129H61L60 131H62ZM93 129H94V135L102 136L103 138L105 137V136H103V133H102L101 135H98L99 133H98V134L96 133V132L99 131V128H98V131L95 130V129H97L96 125H95V127H94ZM149 129H151L150 132H149ZM201 129H200V131H201ZM22 130H23V131H22ZM35 130H36V131H35ZM68 130H69V129L67 128V129L64 130V131H67V132H68ZM100 130H101V129H100ZM28 131H29L30 133L33 132V134L28 133ZM60 131H59V132H60ZM64 131H62V133H63ZM82 131H83V132H82ZM102 131H105V128H104V130H102ZM197 131H199V129H197ZM200 131H199V132H200ZM232 131H233V130H232ZM232 131H231V132H232ZM236 131L238 132V130H235V131L232 132V134H231V132H230V134L227 136V139H225L226 142H230V143H231V141L228 140V139H231L230 137H233V136H234V133H235ZM263 131H264V130H263ZM92 132H93V131H92ZM99 132H100V131H99ZM105 132H106V131H105ZM122 132L125 133V135L128 136V137L126 136L125 140L123 139L125 135H122V134H123ZM128 132H129V131H128ZM138 132L141 133V134H139ZM148 132H149V133H148ZM185 132H187V131H185ZM16 133H17L18 135H17ZM39 133H41V137H39V136H40ZM87 133H88V132H87ZM110 133H109V134H110ZM135 133H137V134H135ZM155 133H156V134H155ZM201 133H203V132L201 131ZM12 134H13V133H12ZM28 134H29V135H28ZM68 134H70V132H68ZM74 134L72 133L71 136L68 135V139L71 140V141H69L71 145H72V143H73L72 140H75V139L77 138ZM82 134H80L81 137H82ZM92 134H93V133H92ZM34 135H35V136H34ZM76 135H77V134H76ZM118 135H117V138H119ZM196 135L201 136V135H203V134H200V133H199V134H196ZM196 135H195V137L197 138ZM14 136H15V137H14ZM87 136H88V138H89L90 135H86V138H84V139H86V141H88ZM121 136H123V138H121ZM35 137H36V138H35ZM37 137H39V138H37ZM61 137H62V134H61ZM71 137H72V138H71ZM75 137H76V138H75ZM81 137H79L80 142H81V144H82V145L85 147V149H86V148H87L86 142H84V141H83V137H82V139H81ZM94 137H95V136H94ZM94 137H92V138H94ZM201 137H202V139H201ZM201 137H200L199 140L202 141L204 135L201 136ZM228 137H229V138H228ZM248 137H251V138L249 139ZM48 138H49V140H48ZM70 138H71V139H70ZM98 138L100 139V137H98ZM247 138H248L249 140L253 139L252 136H247ZM23 139H24V138H23ZM50 139H52V140H50ZM79 139H78L77 141H79ZM197 139H198V138H197ZM81 140H82V141H81ZM103 140H104V139H103ZM103 140H101V141H102L101 144L99 143L100 145H102V144L105 143V140H104V141H103ZM167 140L170 141V140H171V136H170L168 139H166L165 141L167 142ZM227 140H228V141H227ZM231 140H233V138H232ZM253 140H254V139H253ZM8 141H9L10 143H9ZM39 141H38V142H39ZM60 141H61V138L59 139V142H60ZM77 141L75 140L74 143H76ZM97 141H99V140H97ZM169 141H168V142H169ZM11 142H12L13 144H12ZM34 142H36V141H34ZM103 142H104V143H103ZM126 142H127V141H126ZM126 142H125V143H126ZM78 143H79V142H78ZM78 143H76L75 146H77ZM8 144H7V145H8ZM50 144H48V145H50ZM87 144H88V143H87ZM214 144H216V143H214ZM232 144H233V142H232ZM232 144H231V145H232ZM11 145H8V146H11ZM95 145H97V146H96V147H97L96 149L101 148L100 150L103 151V149H102L103 146L100 147V146L97 144V142H96ZM95 145L92 147L93 150H94V148H95ZM216 145H217V144H216ZM226 145H227V146L225 147V145H221V146H220V145L218 144V146L220 147V149L222 148V146H224V148L226 149V148L228 147L229 144H226ZM13 146H12V147H13ZM73 146H74V144H73ZM83 146H82V147H83ZM210 146H211V145H210ZM12 147L10 148L11 151L13 150ZM14 147H15V146H14ZM84 147H83V148H84ZM138 147H139V145H138ZM214 147H215V146H214ZM214 147H213V145H212V147L209 148L210 150H208V148H206V149L208 150V152H211V151L213 150V153H215V152L217 151V149H216V151L214 152ZM0 148H1V147H0ZM76 148H79L78 150H80V147H79V146H78V147H75V150H76ZM116 148H118V147H116ZM116 148L113 147L114 150H118V149H116ZM129 148H130V149H129ZM212 148H213V149H212ZM217 148H218V147H217ZM244 148H245V147H244ZM244 148L241 147V149H243V150H244ZM14 149H15V148H14ZM33 149H34V148H33ZM85 149H82L81 151L83 152ZM96 149H95V150H96ZM211 149H212V150H211ZM37 150H38V149H35V151H37ZM72 150H73V149L66 150V151L63 153V155L61 156V158H60L59 160H57V163L59 162V163L61 164V165H60V164L58 163L59 166H61V167H62V166L66 167V169L62 167V168L65 169V170H67V169L69 168V167L67 166V162H66V161H67L66 158H68V157H66V156H67V155L69 156L70 153H71L72 155L75 153L74 155H75V156H78V155H76V153L79 152V151H75V152L73 153ZM86 150H87V149H86ZM100 150H97V151L94 152V154H96V155H93V152H92V151L90 152L91 155H90V153L88 154L89 156H88V155H87V156H84V155H85L84 152H83V153H79V157H80V158L83 157L82 159H84V160L86 161V163H84V160H82L83 163H84V165H88V164L91 165V164L93 163V161L95 162L96 160H98L97 158H95V157L97 156L98 153H99V154H98V158L101 159V160H103V159L106 160V159H110V158H111L110 156H111L112 153H110V155L107 153V154H108L107 157H109V158H107V157L104 156V155H106V152L103 151L104 154H100V152H99ZM136 150H137V151H136ZM191 150L194 152V149H191ZM207 150H206V155H204V154H205V153H204V154H203L204 157H200L199 160H197V158H198L199 156H198L197 154H195L197 151H196L194 154H193V152L190 151V154L192 153V154L194 155L193 157H195V155L198 156V157H195L196 160H194V164H193L192 162H193V159H195V158H192V162H190V161H188L189 159H191V158L189 157V159L187 160L188 163H189V165H192V164L195 165V164H196L195 166H197V164H199L200 167H203L202 164H203V165H207V164L209 163L208 161H211V160H210L211 157H213V158L215 157V156H213V153H211L212 156H211V155H207ZM218 150H219V148H218ZM226 150L230 151V148H228V149H226ZM1 151H2V148H1L0 152H1ZM35 151H33L35 154H34L33 152H32L31 154H33L34 156H35V155H36V156L38 155L37 157H39V156H40V153H37V152H35ZM67 151L69 152V154H68ZM70 151H71V152H70ZM135 151H136V152H135ZM228 151H227V152H228ZM144 152H145V151H144ZM147 152H148V151H147ZM171 152H172V151H171ZM173 152H174V153H170V152L165 153V152H164V153L159 154V156L156 158V160H158L159 162H158V161H155L156 165H158V163H161V162H163L162 164H164V162L166 163V162H168V161H169L168 163H170V160H172L171 162H173V163H176L177 161H180V160H179V158H181L180 154H179L178 152H175V151H173ZM218 152L220 153V154H219V156H220V155H221V152H220V151H218ZM227 152H226V151H223V148H222V153H223L224 155H225ZM231 152H232V151H231ZM132 153H134V154L131 156L130 154H132ZM148 153H149V152H148ZM148 153L144 154V153L142 152V154H144V157H143L144 160H146V159L148 158V157H147V158L145 159L146 156H149V157H150V156H154V157H156L155 155H153V154L151 155V154H148ZM31 154H30V155H31ZM66 154H67V155H66ZM83 154H84V155H83ZM208 154H209V153H208ZM223 154H222V155H223ZM243 154H244V153H243ZM243 154H242V156H243ZM10 155H13V153L10 154ZM100 155H101V156H100ZM125 155H124V157H125ZM157 155H158V154H157ZM203 155H201V156H203ZM214 155H216V158H217L218 154L216 153V154H214ZM222 155H221V156H222ZM226 155H227V154H226ZM228 155H233V154H232V153L230 154V152H229ZM244 155H245V154H244ZM31 156H32V155H31ZM31 156H30V157H31ZM42 156H43V154H42ZM42 156H40V158H41ZM81 156H82V157H81ZM94 156H95V157H94ZM99 156H100V157H99ZM128 156L126 157V160H127ZM138 156H139V155H138ZM140 156H141V155H140ZM142 156H143V155H142ZM142 156H141V158H142ZM189 156H190V155H189ZM239 156H240V157H239L240 160H241V159L246 160V158H241V155H239ZM11 157H14V156H11ZM62 157H63V160H62ZM130 157H129L128 160H129V161L131 160V161L135 162V160L130 159ZM191 157H192V156H191ZM32 158H33V156H32ZM32 158H31V161H30V158H28V157H27V158H23L24 160H23V159H22L23 161L21 160V162L23 163V166H22V167L26 168V167L29 166V168H30V166H32V164H33V163H32ZM93 158L96 159V160H93ZM207 158H209V160H208ZM11 159H12V162H13V159H14V158H11ZM65 159H66V160H65ZM139 159H140V157H139ZM149 159H150V158H149ZM137 160H138V159H136V161H137ZM141 160H142V159H141ZM213 160H214V159H213ZM82 161H81V162H82ZM106 161H107V160H106ZM112 161L114 162L113 158H112ZM122 161H123V160H122ZM124 161H125V158H124ZM151 161H152V157H151ZM215 161H217V159H216ZM21 162H20V164H21ZM29 162H30V164H29ZM33 162H34V159H33ZM110 162H111V161L108 160V163H105V162H100V160H99V163L97 162L96 164H101V166L98 165L99 168H101L102 166H104L103 168H107V167H105V166H107V165H105V164H109ZM127 162H128V161H126V163H127ZM157 162H158V163H157ZM181 162H182V161H181ZM195 162H197V163H195ZM207 162H208V163H207ZM213 162H214V161H213ZM213 162L211 161L210 166H211V164H213ZM31 163H32V164H31ZM102 163H103L104 165H103ZM121 163H122V162H121ZM123 163H124V162H123ZM126 163H124V166H122L123 164H120V165H121L122 167H126L127 164H128V165L130 164V163H127V164H126ZM131 163H132V162H131ZM147 163H148V162H147ZM155 163H154V162H151V163H150V160H149V164H145V165H147V166L149 165V166H150V164H155ZM190 163H191V164H190ZM27 164H28V166H26ZM114 164H116V167H113V166H115ZM114 164L112 163V167L115 168V169H119V167H120V166L118 165L119 163L116 162V163H114ZM162 164H159V165H162ZM166 164H167V163H166ZM176 164H181V163H176ZM33 165H34V164H33ZM76 165H77V164H76ZM128 165H127V166H128ZM131 165H132V164H130L129 166H131ZM145 165L143 164V166H145ZM156 165H152V166H156ZM208 165H209V164H208ZM213 165H216V163L213 164ZM73 166H74V164H73ZM108 166H110V165H108ZM20 167H21V166H20ZM67 167H68V168H67ZM74 167H75V166H74ZM86 167H88V166H86ZM158 167H159V166H156V167H153V168H158ZM24 168H22L20 171H23ZM88 168H89V167H88ZM93 168H94V167H93ZM93 168H92V169H93ZM120 168H121V167H120ZM227 168H228V169H231V168L233 169L234 166L231 165V167H230V165H228ZM92 169H90L89 171L93 172L94 174L96 173V171H98V168L96 167V165H95V168L93 169V171H92ZM96 169H97V170H96ZM121 169H124V168H121ZM234 169H235V168H234ZM24 170H25V169H24ZM26 170H27V169H26ZM26 170L23 171V173H25V175H26V174L29 172V174H30V171L27 172ZM95 170H96V171H95ZM235 170H236V169H235ZM105 171H106V170L103 169V170H102V173L105 172ZM99 172H101V170H100ZM99 172H97V174H99ZM20 173L22 174V175H19L21 178H19L18 175L16 176V177H18V178H16V180H17V179H18V180L20 179V183L18 182V180H17V181L15 180V181L18 182V183H16L15 185H13L14 187H12V189H10V190H11L10 192L12 193V196L10 197L11 199L9 198V199H10V200H9V202H10L9 205L6 206V207H2V208L0 207V220H1V218L4 217V215L8 216V217H4V218L2 219V221H3L4 219H6V218H10V217H9V214H10V216H11V214H12V216H14V215L17 216L16 212L19 210L18 208H21V207H22V206H21V205H22L21 203H23L25 199L23 200V199H21V198H18V196H20V195L17 196V194H20V193H21V197L23 196V198H24V197L26 198V194L24 193V191H26L27 186H24L25 183L23 184L21 181L24 182V179H25L29 174H28L27 176H25L22 172H20ZM20 173H19V174H20ZM89 173H90V172H89ZM31 174H32V173H31ZM163 176H164V175H162V177H163ZM168 176H169V175L166 174V175H165V178H169V179H171V178L168 177ZM170 176H171V175H170ZM23 178H24V179H23ZM22 179H23V180H22ZM63 179H64V178H63ZM71 179H72V178H69V179L66 178L65 180H67V182H68V181L70 182ZM169 179H168V180H169ZM65 180H63L64 182L62 181L64 184L61 182V185L63 184V185L65 186ZM163 180H164V178H163ZM165 180H167V179H165ZM25 182L27 183L28 181L26 180ZM67 182H66V183H67ZM71 182L75 184V182H78V180H76V179L73 178V181H71ZM81 182H83V181H81ZM79 183H80V182H79ZM100 183H101V182H100ZM100 183H99V181H97V183L95 182V184H93V185H94L95 187H97L96 185H98V187H99V186L101 185ZM21 184H23V185H21ZM77 184H78V183H77ZM82 184L84 185V183H82ZM82 184H81V185H82ZM66 185H67V184H66ZM75 185H76V184H75ZM78 185H79V184H78ZM78 185H77V186H78ZM20 186H22V187H20ZM59 186H60V182H59ZM207 186H208L209 188H211V186L213 187V184H210V186H209V184H207ZM24 187H26V188L24 189ZM80 187H82V186H80ZM144 187H146V185H145ZM20 188H21V189H20ZM22 188H23L24 190H22ZM144 189L146 190L147 187L144 188ZM19 190H22L23 192H22V191L20 192ZM48 190H49V189H48ZM147 191H148V190H146V192H145V191H144L143 189H141V188H140V189H132V190H130V191H127L128 194H127V193H126V194L129 195V198H133V199L137 198V199H135V200H139V201H141V202H138V205H140V203H141L140 206H142V204L146 206V205H147V202L150 200V203L148 204V206L151 207V205H154V204H153V202H152V200H151V196H150V198H148L149 196H147V195H149L150 193L148 192V193H149V194H148ZM44 192H45V191H44ZM44 192L42 193L43 197H42V195H40V198H39V196H38L37 198H35V197H27V200H29V201L31 200V201H32V202L30 201L31 204H29V205H31V206H32V204L35 205L37 200H38L37 202H40V200L42 201V199L44 200V199L46 198L45 196H49V195H51V194H49L50 192H48V191H46V192H48V194H47L46 192H45V193H44ZM11 193H10V194H11ZM22 193H24V194L22 195ZM145 193H147V194L145 195ZM263 193H264V192H263ZM45 194H46V195H45ZM126 194H125V195H126ZM152 194H153V192H152ZM219 194H220V193H219ZM261 194H262V193H261ZM127 195H126V196H127ZM153 195H155V194H153ZM153 195H152V197H153ZM219 196H220V195H219ZM221 196L223 197V194H222ZM49 197H51V196H49ZM49 197H47V198H49ZM172 197H173V196H172ZM222 197L216 198V200L219 199V200L221 201ZM260 197H264V194L260 195ZM41 198H42V199H41ZM138 198H139V199H138ZM154 198H155V196L153 197V201H154ZM220 198H221V199H220ZM223 198H224V197H223ZM68 199H69L70 201H69ZM68 199H67V201H68L69 203L66 202V207L69 205V206H68L69 209H68V207H67L68 211H67V209L65 210V211L67 212V213H66V214H67L66 216H68V218H67V217H64V218L62 219L63 221H60V222L56 223V225H54L55 227H52V231H49V234H48L49 236H50V235H51V236L54 235V239H53V238L51 239V238H50L51 236H50V237L48 236V238L51 239V240H55V239H56L55 237H58L59 235H60V236H59L60 239L65 238V237H63L62 235H64V233L66 234L67 231H69V230L71 229L70 227H71L72 224H73L72 227H73L75 230L78 229L77 231H81V232H82L83 227H84V230H85V231H86V229H87L85 226L82 227V225H84V224L80 221L81 219H79V218L76 219V217L74 218V215H71L72 212H73L75 215H77L78 213H79L80 215L83 214L82 212H80L81 210H79V209L76 210L77 208H76L75 203H76L77 201L74 202V200L76 199L75 194L71 195V197L68 198ZM133 199H130V200H133ZM174 199H175V201H174ZM21 200H22V201H21ZM27 200H26L25 202H27ZM98 200H100V199H98ZM216 200H215V202H216ZM222 200H223V199H222ZM20 201H21V203H20ZM93 201H94V202H95V201L98 202V201L95 200V199L91 200L90 202L93 203ZM143 201H144L145 203H142ZM220 201H218V202H220ZM25 202H24V203H25ZM34 202H35V203H34ZM102 202H103V201H102ZM151 202H152V203H151ZM175 202H176V198H175V197H174V198H170V197H169V198L166 199V204H167L166 206H170V205H168V204H173V203H175ZM221 202H222V201H221ZM223 202H225V201L223 200ZM223 202H222V203H223ZM99 203H101V202H99ZM99 203H98V204H99ZM225 203H226V204H225ZM225 203H224V205H222V206H221L220 203H219L220 205H218V203H215L216 205H218V207L220 206V208L215 207L216 212H219V209H221L220 212L223 211V210H227V209H229V211H231V210H232V207L234 206V204H233V206H232V204H229V203L227 204V202H225ZM20 204H21V205H20ZM27 204H28V202H27ZM27 204H24V205H23V207H25V209L23 210L25 213L21 212V217L23 216V218L26 219L27 216H30V217H28V218H33L32 216H34V217H36V218L38 217L37 220L40 219V221H45V220H47L46 217H47L48 215H45V214H44V216H43V214L41 213L42 210H44V209L41 208V209H40L41 212H40V210H38V211L35 210V208L38 206L39 203L37 204V206L35 205V208H34V207L32 208V207L30 206L29 209H28V207L26 206ZM70 204H72L73 207H72V205L70 206ZM93 204H94V203H93ZM96 204H97V203H96ZM96 204H94V206L97 208V207H98V204H97V206H96ZM101 204H102V203H101ZM101 204L99 205V207L102 206ZM150 204H151V205H150ZM29 205H28V206H29ZM164 205H165V202H164ZM230 205H231V206H230ZM103 206H104V205H103ZM145 206H142V207H144V208H141V207L137 206V207H139V208L136 209V210L138 211V213H139V212H140V213L142 212V213H141V214H140V213H139V214L136 213V217H137L138 215H140V217H141V215L143 214V212H145V213L143 214L144 217H146V216H147V217H148V216L153 217V216L155 215V214H154V213H155V210H154V209H156V208H154L153 206H152V208H150V207H146V208H145ZM26 207H27V209H26ZM74 207H75V208H74ZM113 207H114V205H112V206H111V205L104 206V208H105V212H104V209H103V211H102V213H104L103 216L100 217V219L98 220L99 222L96 221L97 223H96L95 227H93V228H96V226H97V230H100L101 232H103V233H101V234H104V235H107V236H108V235H109V236H110V235H113V236H115L116 239L118 240V239H120V238L122 237L121 234H120L121 237L118 236V238H117V235H119V234H118L119 231L122 232L123 230H126V228L129 230L128 227L130 226V224H131V227H132V224H134V223H129V222L126 223V224H125L124 222H123V223H118L117 226L115 225L116 227H113V228H111V229L109 228L110 226L107 227V228L109 229V230H108V229L106 228V224H108V223H106V222H107V220H108V219H107V216H108L109 214H111V211H110V210L112 209V213H114V214L117 213V212H113V209H114V210H117V209H115V207H114V208H113ZM30 208H31V209H30ZM37 208H38V207H37ZM224 208H225V209H224ZM21 209H22V208H21ZM70 209H72V210L70 211ZM74 209H75V210H74ZM118 209H119V207H118ZM217 209H218V211H217ZM96 210H97V209H96ZM120 210H121V209H120ZM120 210H119V213L122 211V210H121V211H120ZM156 210H157V209H156ZM211 210L215 213L214 208H211ZM19 211H22V210H19ZM45 211H46V210H44V212H45ZM75 211H76V212H75ZM77 211H78V212H77ZM109 211H110V212H109ZM137 211H136V212H137ZM192 211H193V210H192ZM192 211H191V213H194L196 210H195L194 212H192ZM197 211H198L197 213H199V215L204 216V217H206L207 213H208L207 217H210V216H213V215H214V214L212 215V213H209L208 209H207V211H206L205 208H204V209H203V208H200V209L197 210ZM44 212H43V213H44ZM46 212H47V211H46ZM46 212H45V213H46ZM107 212H109V213H107ZM22 213H23V214H26V213H27V214H31V215L33 214V215H32V216H31V215H26V216H24ZM69 213H71V214H69ZM81 213H82V214H81ZM35 214H36V216H35ZM37 214H39V215H37ZM46 214H48V213H46ZM68 214H69V215H68ZM107 214H108V215H107ZM145 214H146V216H145ZM186 214H187L188 217L186 216ZM186 214H185L184 216L182 215V216H178V217H177V216H174V217L171 216V218H170V217L167 218V223H168L169 225L172 226L171 231H170V232H171V236H172V237H171V242H172V244L175 243L176 245H174V244H173V245H174L176 248H178V249H180V247H181V248L184 247V250H185V249H188V250L190 251V249H192V247L187 246V244L190 245L191 243H190L189 241L186 243V242H185L186 240L183 241V239H182V238H183L182 234H183V231H184V230H183V229H184V224L186 223L185 221H187L188 218H189L190 211H189V214H188V213H186ZM195 214H196V212H195ZM209 214H211V215H209ZM70 215H71V216H70ZM143 215H142V216H143ZM42 216H43V217H42ZM82 216H84V214H83ZM40 217H41V218H40ZM71 217H73V218L76 219V220H71V219H70ZM134 217H135V216H134ZM144 217H143V218H144ZM23 218H22V219H23ZM44 218H45V219H44ZM73 218H72V219H73ZM106 219H107V220H106ZM137 219H138V218H137ZM144 219H146V218H144ZM149 219H150V217H149ZM64 220H65V221H64ZM77 220H79L81 224H79V221H77ZM105 220H106V221H105ZM104 221H105V222H104ZM135 221H136V220H135ZM135 221L132 220V222H135ZM249 221H250V222H249ZM249 221H248L247 223H246V222H243V223H245L244 226H243L242 224L239 225V227L242 226V228H243L242 231H243V232H244L245 230H246V231H249V227H252V228H253V227H255L256 224L258 223L256 220H253V221H252V219H250ZM0 223H2V222L0 221ZM255 223H256V224H255ZM36 224H37V223H36ZM36 224L33 223V225H36ZM65 224H69V225H67V230H66V232H65V230H64V233H62L63 231H61V233H60L59 229H61V228H62V230H63L64 228L66 229ZM75 224H76V225H75ZM77 224H79V225H77ZM127 224H129V226H128ZM259 224H260V226L263 225L262 223H259ZM259 224H258V225H259ZM108 225H109V224H108ZM64 226H65V227H64ZM76 226H80V227H76ZM113 226H114V225H113ZM126 226H127V227H126ZM263 226H264V225H263ZM75 227H76V228H75ZM81 227H82V229H81ZM111 227H112V226H111ZM125 227H126V228H125ZM131 227H130V229H132ZM237 227H238V225H237L236 227H234V228L236 229ZM239 227H238V228H239ZM68 228H69V229H68ZM79 228H80V230H79ZM122 228H124V229L121 230ZM232 228H233V227H232ZM232 228H231V231H233L235 234H237V232H238V233L241 232V231H240L241 228H240L239 231H237L238 228H237L236 230H235V229H232ZM252 228H250V229H252ZM57 231H58V232H57ZM100 231H99V233H100ZM246 231H245V232H246ZM219 232H220V231H219ZM233 232H232L231 234H229V236H231V235L233 234ZM56 233H58V236H56ZM217 234H218V231H217ZM217 234H216V236H218ZM220 234H222V233H219V235H220ZM235 234H234V235H235ZM64 236H65V235H64ZM214 236H215V235H214ZM214 236H212V238H214ZM216 236H215V240H217L219 237H223L224 235L218 236L217 238H216ZM225 236H226V235H225ZM225 236H224V237H225ZM227 236H228V235H227ZM229 236H228V239L230 238ZM232 236H233V235H232ZM59 237H58V239H59ZM109 238H114V237H109ZM212 238H211V239H212ZM225 238H227V237H225ZM106 239H108V237L105 238V240H106ZM114 239H115V238H114ZM116 239H115V241H116ZM172 239H173V241H172ZM103 240H104V239H103ZM103 240L100 241L99 243L97 242V244H95V245H94V243H91V244H93V245H91V246H89V244H90V243H89L88 246L91 247V248H89L87 245H85V247L87 246V248H88L90 251H94V250H95L94 252H99L98 255H100V252H101V253H102V252H105L106 249L109 248V247L112 245L110 239H108V241H103ZM212 240H213V239H212ZM212 240H210V241H212ZM109 241H110V242H109ZM112 241H113V240H112ZM113 242H114V241H113ZM163 242H164V241H163ZM163 242H161L160 244H159V242H158V244L155 245L157 251H158V252H161V253L164 252L163 255H164V260H165V263H166V264H175V263H176V260H177L176 258H177L178 256H176V253H174V254H167V256H166V255H165V254H166V253H165V250H166V247L168 246V245H167L168 242H164V243H163ZM213 242H214V241H213ZM213 242H211V243H213ZM135 243H136V239L134 240V244H135ZM109 244H110V245H109ZM19 245H21V244H19ZM193 245H194V244H193ZM153 246H154V245H153ZM153 246H152V247H153ZM178 246H179V247H178ZM194 247H196V246H193V248H194ZM205 247H206V245H205ZM92 248H93L94 250H92ZM44 249H45V248H43L42 250L44 251ZM101 249H102V251H101ZM104 249H105V250H104ZM154 249H155V248H153V250H154ZM195 249H196V248H195ZM195 249H192V251L195 250ZM128 251H129V250H128ZM128 251H127V252H128ZM131 251H132V250H131ZM189 251H187V252H189ZM256 251H258V250H256ZM256 251H253V252L256 253ZM66 253H67V252H66ZM66 253H65V254H66ZM130 253L132 254V252H129L128 254H130ZM95 254H97V253H95ZM102 254H103V253H102ZM125 255H126V253H125ZM165 256H166V257H165ZM79 257H80V256H79ZM79 257H78V258H79ZM82 257H83V256H81V258H82ZM125 257H126V256H125ZM83 259H85V258L83 257ZM83 259H82V260H81V259H77V261L83 262V261H84ZM174 261H175V262H174ZM121 263L123 264V262H121ZM52 264H61V262H58V263H57V261H54V262H52Z\"/></svg>",
  "mask_w": 264,
  "mask_h": 264
}]
</instances>
